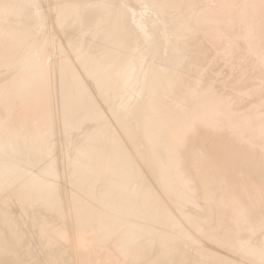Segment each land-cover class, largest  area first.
<instances>
[{"label":"bare ground","instance_id":"1","mask_svg":"<svg viewBox=\"0 0 264 264\" xmlns=\"http://www.w3.org/2000/svg\"><path fill=\"white\" fill-rule=\"evenodd\" d=\"M31 1L33 3L31 6L37 4L35 2V0H31ZM114 1L117 2V0H72V1L69 0L68 3L66 2L65 4H63V2H61L59 0V3L61 2L62 4L59 5V3L57 2L58 5H56L54 3L53 4L54 6H52L53 8H51V9L53 10V13L56 14V15L54 14L55 15L54 19H56L55 21L57 23L56 24L57 29L61 30V35L63 34V36L66 37V39H64V37L61 36L65 41L64 44H65L67 49L65 50V48H60L61 45L59 43H57L58 45H60L59 48L58 47L57 48L60 49L59 54L61 55V58L58 59V57H57V59H58L57 61H55L54 63L52 61H50V62H52V64L51 63L49 64L48 61L50 60V55H51V53H52V55L54 53L53 52L54 43H52L50 41V39H49L50 36L46 33V31L42 30V29H44L42 26H44V24L46 23V18L48 21V17L46 15V13L44 12V14H45V19H44V16H43L44 14L41 13L43 11L40 12L41 15L43 14L42 17L45 20V22L43 19H39V17L42 18L40 14H39L40 15L39 17L37 15L33 14V15L38 17V20L40 22H42V24L38 23L39 26L37 24H35L34 22H31V26H32V23H34L32 26L34 31L31 30L30 26H28V28L27 27L23 28V27H21V25L18 24V23H21V24L25 23L27 26V24L30 23V22L29 23L22 22L23 19H27V17L26 18L23 17L22 20H16L19 22L15 21L16 26L18 24L19 27H21V29H19V27H17L18 29L14 28L13 30H11L13 27H11V24H9V23H11V21H10V22H8L9 25L8 24L7 25L11 27V29H10L11 31L10 30H9L10 32L6 31L7 32L6 33L4 30H6V28L9 29V27L7 25H5L6 28L3 27L4 22L7 23L6 22L7 19H12L11 16H13V14L14 15H16V13L18 14L19 13L18 11H21V9H24L25 7L28 6L26 9H24V11L22 10L24 13L25 10H27L30 6L28 3V0H0V18H3L5 16L6 17L9 16L7 19L5 17L4 22H3L4 18L1 19V21H0L1 22L0 25L3 22V24H2L3 26L1 27L2 28L1 31L2 30L4 31V32L0 33V51H2L0 53V58L2 59V62L4 61V63H8V65L5 64V66H7L6 68H8V66L11 65L13 69H17L15 71H18V72H16L17 75H16V73L14 76L12 74V77H10L8 80L5 78L6 81L4 80V82H6V83L2 84L0 82L1 86H2V88L0 87V89H1L0 90V92H1L0 93V101H1L0 106L2 107L0 109L1 110L3 109L1 112L5 113L4 116H6V114L10 113L12 110H13V113H15L16 111L14 112V110L18 109V107H17L18 104H19L18 105L19 108H22L20 106H26V108H28L27 105H29V106L31 105V107H33V105L31 103H33V104L36 103L37 107L41 108L38 111L42 112V114H39V112H37V110H35L37 108L36 106L34 107V110L30 107L31 108L30 110L34 111V112H32L33 115L35 114V111H36L37 114H35V117L37 115L41 116V117L39 116L41 118L40 119L41 123L39 122V120H36V118L39 119V117H36L35 120L38 121L39 124L34 123L35 125L38 124L35 126V125H32V123H31L30 125H32V126L27 127L28 130L27 129L25 130L24 126H26L27 124L29 126V123L35 122V120L29 122L28 121L29 119H28L27 120L28 123H26L27 122L26 119L29 117L30 118L32 117V119H30V120H33V116H31L32 113L31 114L29 112L26 113L24 109H22L23 113L25 112L26 115L28 113L30 114V115H28L29 117L27 116V118L25 120H24V118L21 119V115L23 116L25 114H22V112H18V111H21V109L18 110L17 113H15L14 115H13V113H11L13 116H16V117H17L18 113L19 114L21 113L19 116V118L21 120H18V122L20 121V123H17V121H15V119H13V121H15V123H12V125L10 123H8L9 125L6 124L7 126H5L3 123H5V121L7 119L3 118V119H5V121L1 119L4 122H2L0 120L1 121L0 122V264H10L11 263L10 261L15 259L14 257H16V255H13L14 253H12V255L14 257H12L13 259H11L10 261H9L10 258L7 259L4 256L6 254L9 255L13 249H14L13 252L17 249H20L23 251V249H21V248L15 249V247L12 248V250H11L10 247H12L11 246L12 242L9 244L10 241H8L9 239L7 240V237L10 238V240L13 239V241H15L14 243L16 245L20 242L26 241L27 240L26 236L29 233V236H31V237L28 238L29 239L28 243L31 244L32 246H34V249H36V251H39L41 239L44 238L43 235H48L49 232L51 234H52V232L54 234L55 233H58V235L60 234V229H61L60 227L61 226L60 227L58 226L59 227L58 229L56 227L55 228L52 227V228H54V229H52L51 228V226H52L51 222H53V220H56V218H58L57 220L61 221V219H63V217H65V218L68 217L70 219L69 220L68 218H66L70 221V224H69V222H68V224H69V226H71V230L73 229L75 231V232L73 231L75 233V235H73V236H75V237L77 236V234L79 235V233L81 231H82V233H80V234L82 236L84 234V236H85L84 232L85 231L87 232L88 229L90 230V228H88V227L94 226V228H96V231L94 230L95 231L94 233L95 234L97 233V234L94 235V238L91 236L93 238V240L90 238L91 239L90 242L92 241V244L91 243L90 244L93 247L96 244H102V243L104 244V243H108L110 241L112 242V240H113V241H115V245H114L116 248L115 251L117 250L118 251L117 253H119L121 256H123L126 259L130 258V260H131L130 262H136L137 264H141V263L142 264H156V263L158 264V262H161L160 260L159 261L157 260L158 258H160V255L166 254V255H163L165 259L162 258L163 256H161L162 262L159 264H170V263H172V262H170L171 259L174 258V256H172V255L176 252H173V250H172L174 247L173 244L170 245L169 243L173 242L174 238L176 236L175 237L173 236L174 237L173 238L172 236H170V234H173V233H170L169 235H168V233H166L167 234L166 236L171 237L173 240L172 241L169 239L170 241H167L168 238L167 237H166V239L161 238L163 235L160 234V236H159V234H158V233H161L160 230L158 232V230L156 231L157 228L154 229L153 227H157V226L159 227L160 225H162L161 227L165 226V228L169 232L175 231V232H177L176 234H180L182 237V234H183L182 232H185V230L189 229L190 224L194 222V220L192 221V219H190L193 217L194 214L192 215V217H190L189 214L191 212L189 213V211H188L189 214H187L186 211L183 212L184 206H182L183 209L179 206H181L182 204L184 205V203H186V205H187V203L189 202L188 199L186 198V196L188 195V193H189L188 191L190 189L192 192H193V190H195V192H193V193H196V191L200 188L199 185L207 184V186H208V182L206 183L205 181H206V179H209V177L206 174L204 175L206 177V179L205 178L203 179L204 176H202V178H201V176H200L201 174L199 175L200 177H198L197 173H199V172H196V171L199 170V168L197 170L195 168L192 169L193 166L191 164L194 163L193 160L199 161V163H201L202 165L207 164L206 165L207 167L204 166L206 168H208V165L212 164V167L209 166L211 168L210 173L211 174L213 173L212 178L210 177L211 181L209 180L210 184L212 186V188L211 187L208 188L209 190H210V188L212 189L211 191H208L209 194H210V192L213 193L214 192L213 190L217 189L218 185H221V184H219L220 181H222V183H223V181L225 182V185L222 184L225 186L224 187L225 190L222 191V194L220 193L221 195L217 194L219 197H217V196H215V197H217L218 199L220 198L219 200L222 201V203L221 202L220 203L223 205L222 207L226 211L225 213L227 214V212H228L233 218V221H231V219H230V221L228 219V221L231 223L234 222L233 223L234 226L232 225V227L233 228L235 227L236 229H234V230L232 229V230L234 232L235 231L236 232L235 233L230 232V233H233L236 236V234H238L237 229L241 230L240 232H242L243 229H247V228L252 227L248 232L250 234L251 231L255 230V227H254V230H252V229H253V226H255L256 224L258 227L261 226V228L264 229V224H262L264 222L261 223V221H263L264 218L263 217L259 218L261 215L259 216V214L256 213L258 210H255L256 211L255 214H258L259 217H257V215H255L257 218L254 217L253 216L254 212L252 213V209H254L252 207L255 206L257 203H262L261 205L263 208H261L260 211H262V209L264 210V115H261V112L260 111L257 112V110H256V113L254 112V110H252V113L253 112L255 113L254 115L253 114L249 115L251 113H248V115H246V114H244L245 112L244 113L242 112L240 114V112L232 111L228 107V105H226L227 103L225 104V103L221 102L220 100H218L217 98H215L217 101H219L220 108H218V111H217L212 106V108L210 110H212L214 108V110L216 111V113H215L216 116L214 114H213V116H212V114H209V113H211L210 110L209 109L207 110V108H204V106H203V109H202L203 111H201L202 113L200 112V114H202V115L200 116V114H199V117H198V111H200V110L194 109L193 103H196L197 99H199V96H198L199 93L197 95V93L194 92L197 89L195 88V90H193L194 86L191 84H188V86H190V87L192 86L193 89L190 90V87H188L189 89H187V88L184 89V91L186 89L190 90V91L193 90L190 95H189V93L185 94L182 91V93L179 92V93H181L180 95H182L183 93L185 95L184 94L182 96L179 95L180 98H178L179 96L177 97L174 95L175 97L172 98L174 91H176L175 88L177 86H179V84L183 81V79H182V81L179 83V81L181 80L180 78H183V73H184V72L182 73V66L184 65V63L186 62V60L188 58L185 55H187V53H189V52L186 53V51L187 50L190 51L188 49V47H189V45L190 46L192 45L190 43H193V42L187 41L188 47L185 48L184 46H186L187 43H183L182 40L177 39V40H179V43L182 41V43L184 44V45L181 44L183 46L182 47L180 44L177 43L178 41L176 40V37H174V36H177L179 33H181L182 32L181 30H183V29L186 31L185 33L183 32L184 34H186L187 31H189L191 33L192 31H190V30H193L194 27H196V30H197L198 29L196 26L197 24L198 25H200V24L202 25L204 23L208 24V22L211 20L210 17L212 16L211 13L209 14L208 11L209 10L211 11L212 8H216V7H212L210 9V7H211L210 5L208 6V4H206L209 7L208 8V7H206V5L204 6L201 4V6H204L206 9L208 8V10H206L204 7H202L203 9H205V11H204V10H202V8L201 9L199 8L201 6L198 2L197 4H199V6H196V5L195 6L197 8H199V10L196 9V7L193 5L196 10L192 13L191 18L187 15L186 18L189 17V19L185 20L184 16H186L185 15L186 11H183V12H185L184 15H182L183 14L182 12H181L182 14L179 15V13H176V12L174 13V11H175L174 10L173 13H169V14L173 15V16L171 15L172 17L170 16V17L166 18V16H165V11L167 10V7L170 6L169 8H171V6H174V7H177L176 10H179L181 8V5H182L184 0H140L144 3V5L146 4L148 6L147 7L148 9L150 8L153 12L157 13V15L159 14V16H158L159 18H160V15H161V18L163 17L164 22L160 19L164 23L162 30L160 32H163V30H165V28H166V30H167L166 35H167L168 32L172 30L170 33H172L171 37H174V38H171L173 43L169 42L171 40L168 39V42L171 45L166 44L167 46L165 45L166 48L163 51V48H164V45L162 44L163 39H162L161 43L156 42V33H158V31H155V30H160V29L153 30L152 29L153 25L151 27V25L148 22V18H145V19H147L146 22L145 21L142 22L144 18H142L143 16L140 17V15H139V17H140V19L142 18V21H139V20L134 21V19L131 18L134 21L132 23L131 22L132 20L128 19V18H130V16H128V14L130 12L131 13L133 12V11H130L131 9L129 8L130 6H128L129 4L125 5V3L123 2L124 5H122L123 3L119 4V2H118V5H117L116 2H114ZM129 1H131V0H129ZM190 1H192V0H190ZM194 1H196V0H194ZM218 1L220 2V4H221V2H223L221 0H218ZM230 1L231 0H228V1H226L227 2L226 3L224 0L226 6L224 3H223L224 6L222 4L221 5L226 8L227 4H229ZM234 1H236V0H234ZM234 1H233L232 5H234ZM246 1H248V0H246ZM246 1H245V3H247ZM249 1H251V3H249V2L247 3V7L249 4V8L247 9L248 11L245 10L247 8L246 6L244 8L245 13H247V18L245 16H242V18L245 17L246 19L243 20V22L239 21L240 25H243L245 27V29H247L246 36L245 35L244 36H245L246 41L248 39V41H247L248 44H250L249 42L251 41L249 39H253L256 37V36L252 35L253 31L255 30L252 28H254L257 24H259L260 27L262 25L264 28V24L260 25L261 20H260V22L258 21L259 19L257 20V17H260L261 15H262L261 17H263L264 0H253V1L249 0ZM134 2H135V0H134ZM187 2L190 6L191 4L189 3V1H187ZM196 2L193 3V1H192V4H195ZM141 3L139 2L138 4H141ZM184 3H185V1H184ZM200 3H202V1ZM113 4H115V5L113 6ZM184 5H186V4H184ZM221 5H219V6L222 7ZM193 6L191 5L190 8L193 9ZM49 7H51V6H49ZM49 7L46 9L47 11H48ZM135 7L137 8L138 6H135ZM135 7H134V9H136ZM140 7L141 6L139 5V8ZM185 7L182 9H188L189 8V7L188 8L187 7L185 8ZM169 8H168V10H169ZM132 9H133V7H132ZM233 9H235V8H233ZM34 10H35V8H34ZM137 10H139V9H137ZM142 10L143 9H141V11ZM144 10H145V8H144ZM141 11L139 10L138 12L141 13ZM180 11L181 10H179L178 12H180ZM200 11H202L203 13ZM217 11H219V10H217ZM222 11L224 12V10H222ZM135 12H133V14ZM138 12L136 15H138ZM205 12H208V14H209V15H207L208 17L205 16L206 15ZM211 12H213V10ZM20 13H22V12H20ZM20 13L18 14V16L20 15ZM28 13H30V12H28ZM236 13H237L236 15H240V16L242 14H245V13L240 14L241 11H240V13L239 12H236ZM36 14H38V13H36ZM144 14H145V12L142 15H144ZM166 14H167V16H169L168 13H166ZM174 14L176 16H174ZM186 14H191V11H190V13H186ZM225 14H227V13H225ZM48 15H51V13ZM215 15H217V14H215ZM182 16L184 17V23L182 22L183 21ZM131 17H133V16H131ZM215 17L217 19L220 16H214V18ZM223 17H225V16H223ZM237 17L239 19V16H237ZM16 18H18V17H16ZM30 18H29V20H30ZM220 18L222 19V17H220ZM35 19L36 18H34L33 21H35ZM216 19H214L213 22L216 21V24L219 27V25L222 23H220L218 21V19L217 20ZM230 19H231V17L224 19V21H226V22H223V20H222L223 25H224V23H227V21H230L231 23L228 22V23H230L229 26H231L232 22H233V26H234V23H236L238 20V19H234V20H236V22H234V20L231 21ZM49 20H51V19H49ZM212 20H213V18H212ZM36 22H37V20H36ZM43 22H44V24H43ZM48 22H50V21H48ZM51 22H52V20H51ZM153 22H154V20H153ZM217 22H219V25ZM53 23H51L50 26H52ZM210 23L212 24L209 26V28L211 30L214 23H212V21H210L209 24ZM263 23H264V21H263ZM40 24L42 25L41 27H40ZM157 24H158V22H157ZM13 25H14V23H13ZM23 25L24 24H22V26ZM54 25H55V23H54ZM208 25H205V26L208 27ZM156 26L157 25H155V27ZM180 26L183 29H180V32L176 33V30ZM205 26H202V27L205 28ZM229 26H226V28L229 29ZM55 27L56 26H54V30H55ZM158 27L160 28L161 26H158ZM260 27H259V29L261 30L262 28H260ZM230 28H233V27L231 26ZM89 29H92L93 31L91 30L92 32H90ZM168 29H170V30L168 31ZM196 30L194 32H192V34L193 33L197 34V31H198V34L200 32H202V31L199 32V30H197V31ZM213 30H215V28ZM213 30H211V31H213ZM241 30H243V29H241ZM48 31H50V30H48ZM173 31H174V36H172ZM178 31H179V29H178ZM208 31H209V29L205 33H207ZM87 32L90 35H87ZM190 33L189 34L187 33L186 35H182V33H181V36H184V37L188 36L190 38L192 36V38H193L194 35H191ZM256 33H258V32H256ZM59 34H57V35L59 36ZM175 34H177V35H175ZM217 35H221V33L220 34L218 33ZM222 35H224V34L222 33ZM87 36H91V37H87ZM181 36H179V37L177 36V37L180 38ZM227 36L228 35H226V37ZM195 37L196 36H194V38ZM217 37L215 39H217ZM7 38L9 39L10 43L9 42L6 43L8 41V40H6ZM55 38H56V36H55ZM168 38H170V37H168ZM185 38H187V37H185ZM185 38H184V42H185V40L188 39V38L187 39H185ZM190 38H189V40H190ZM197 38H196V40L198 41ZM204 38H205V36H204ZM212 38H214V37H212ZM224 38H225V35H224ZM209 39H211V38H209ZM139 40H141L143 43H148V45H145V46L142 45V47H140L141 48V51L139 50L140 53H138L136 51L138 49L139 43H141V42H138ZM158 40H161V39H158ZM228 40H229V38H228ZM254 40L255 39L252 40V43ZM59 41L61 42V40H59ZM191 41H194V40L191 39ZM214 41H216V40H214ZM257 41H258V39H257ZM236 42H237V40H236ZM152 43H156V44L153 45ZM194 43H196V41H194ZM198 43H200V42H197L196 44L198 45ZM256 43H260V41L256 42ZM136 44L138 45V46H136L137 48H135ZM150 44H152L150 46L151 47L150 53H149V50H146V52L142 51L143 49L145 50V47L146 46L148 47ZM220 44H222V43H220ZM223 44H225V42ZM251 45H252L251 47L253 49L254 45L253 44H251ZM258 45H261V44H258ZM65 46H63V47H65ZM235 46H239V45H235ZM256 46L254 47V49L257 50V52L259 51L261 56H262V52H264L263 51L264 46L262 47L263 49H261L262 52H261V50L256 49ZM47 47L50 48L49 51H47ZM198 47H199V45H198ZM198 47L192 46V48H198ZM54 48H55V46H54ZM167 48H169L170 51L168 50V53H170V54H168L166 56L164 53V55H165V57H164L162 52H165V50ZM182 48L187 49V50L184 51ZM200 48H201V46H200ZM202 48H204V46ZM231 48L228 47L225 49H231ZM257 48H259V47H257ZM190 49H191V47H190ZM33 50H34L33 54L29 56L28 52L30 53ZM212 50H213V48H212ZM247 50H249V49H247ZM255 50H253V52ZM67 51H69V52H67ZM182 51H184V53H186V54H183ZM191 52H192V50H191ZM66 53H69V54L71 53L72 55L73 54L75 55L74 57L72 55L71 56L73 57L74 60H76L75 64L78 65L80 70H78L74 66V64L72 65L73 61L71 62V60H73V59L71 57H70L71 58L70 59L69 55H67ZM135 53H138V54H135ZM243 53H244V51H243ZM194 54H196V53H194ZM233 54H235V53H233ZM147 55H150L152 57V58H150V59H152V63L149 64V62L148 63L146 62L150 66V67H148L149 69L146 70L145 68H143V66H146V64L143 65V63H145L144 60H145ZM226 55L228 56V54H226ZM258 55H259V53H258ZM150 56H147V57L149 58ZM205 56H207V55H205ZM216 56H217V54H216ZM220 56H224V55H220ZM244 56H245V54H244ZM256 56H257V54L255 55V53H254V57H256ZM192 57H193V53H192ZM262 57L264 60V55ZM196 58H197V56H196ZM243 58H245V57H243ZM249 58H251V57H249ZM257 58H258V56H257ZM202 59H203V57H202ZM189 60H192V59L189 58L188 61ZM195 60H198V58L194 59V61ZM261 60H260V62H261ZM2 62L0 61V63H2ZM189 62H191V61H189ZM195 62H197V61H195ZM211 62L212 61H210V63ZM4 63H2V64H4ZM9 63H11V64H9ZM195 66H197V64H195ZM14 67H16V68H14ZM183 68H185V67H183ZM203 70L205 71V69H203ZM195 71H197V70H195ZM239 72H242V71H239ZM197 75H199V74H197ZM201 78H198V79H201ZM261 78H264V77H262V75H261ZM258 80H259V78H258ZM259 81H261V79ZM2 82H3V80H2ZM117 82H118V84H117ZM187 82L189 83V81H187ZM193 82H190V83H193ZM195 82H197V81H195ZM199 83H200V81H199ZM199 83L198 84L196 83V85H199V86L198 87L195 86V87H197L200 91V88H199L200 84ZM262 83H264V82H262ZM205 86H207V84ZM185 87H187V85ZM201 87H202V85H201ZM210 87L212 88V86H210ZM262 87L264 88L263 85H262ZM177 88L182 90V88L180 86ZM111 90L114 91V96L116 95L117 97H119L121 102H122V103H120L118 101L120 103V105H119V103L116 101L118 103V106H119L117 108H115V106L112 105V103H114V102L111 103V99L112 100L114 99V98H111L109 95L110 93L108 91H111ZM181 90H179V91H181ZM229 90H231V89H229ZM209 93H210V91H209ZM144 94H146L147 97L144 96V98H142L140 100V98ZM204 95L205 94H203V96L200 95V97L202 96V98H203ZM209 95H211V94H209ZM244 95H246V94H244ZM206 97H208V96H206ZM135 99L137 101H135ZM225 100H226V98H225ZM241 100L243 101L244 99H241ZM263 103L261 101V105ZM14 105H16V106H14ZM188 105L192 106L194 111H195V112L194 111L193 112L196 113L193 116L194 117L193 121L203 120L204 122L209 121V123H215V124H217L219 122H221V124L226 123L228 126L231 127V129L233 128L237 132L238 135H235V136H238V139H236V140L239 141V138L241 139L240 141H242V140L247 141L248 139H250V141L249 140L248 141H249V144H251L250 146H252L251 149H250V147L249 148L247 147L248 149H242V147L240 148L239 146L233 145L231 143L230 144L225 143L226 141L223 142V141H220L219 139H215L218 137H212L213 139L209 138V136L206 137V135L202 131H200L201 130L200 128H199L200 129L199 131L202 132L203 134H198V133H196V134L194 133L195 135L193 133L190 134L189 132H191V131H188V130H190V129L192 130L193 126L190 123L189 126H192V127H190V128L188 127L187 124H189L190 119L187 120L186 116H187V114H188V116H190L189 112H191L192 108L189 107ZM206 105L207 104H205V106ZM12 106L17 107V108L11 109ZM195 106H197V105H195ZM200 107H201V105H200ZM54 108H56L58 111H56V109H54ZM10 109H11V111H10ZM133 109H134L133 113L135 115L134 116L130 115L133 118L132 117H129V118H130V121H132L131 119H134L133 121L136 120V122H133L134 124L137 123L135 125H133V123L130 121H126V119L129 120L128 117L126 116V114L128 115L131 111H133ZM205 109L209 112L205 113L206 112ZM53 110L56 112L55 114L53 113L54 112ZM7 111H10V112H7ZM26 111H28V110L26 109ZM101 111L102 112L104 111L105 114L108 113V115L111 116L112 119L116 122V124H114V125H116L117 126L116 128H118L117 132H114L116 130L113 131V129H111L112 132L115 133V134L113 133L114 135L112 133H111L112 135H109L111 130L109 131L108 130L109 128L106 129V126L108 125L106 120L101 121V119H104V118L107 119L105 114H101ZM249 112H251V111H249ZM122 114L126 116V119L122 118V116H123ZM130 114H132V113H130ZM192 114L193 113L191 112V116H192ZM8 115L6 116V118L12 117L10 114H8ZM209 116H211V117H209ZM1 117L2 116H0V118ZM16 117H14V118H16ZM102 117H104V118H102ZM19 118L17 117V119H19ZM22 120H24V121H22ZM185 120H186V123L184 122ZM103 121H104V123H106L105 124L106 126L103 125L104 124V123H102ZM187 121H188V123H187ZM191 121L192 120H190V122ZM203 121H202V123H204ZM8 122H12V119H9ZM22 122H25L26 124L24 125V123H22ZM109 122H110V120H109ZM115 122H113V123H115ZM202 123H201V125H202ZM209 123H207V124H209ZM40 124L41 125L43 124L42 125L43 129L40 127H37ZM131 124L135 127L137 126V128L139 130L138 134H140L141 140L143 139L142 141L144 142V144L146 146L145 148L148 149V151H145V149L143 147L142 148L144 150L142 148H141V150H139L140 148L137 149L136 146L135 147L133 146V144H135L136 141L131 139V137H132V134L135 135L137 131H133L134 127L132 128ZM215 124H213V126ZM2 125H4V127H2ZM198 126H199V123H198ZM205 126H206V124L204 125V127ZM209 126L211 128V124ZM209 126H208V128H209ZM221 126H224V125L222 124ZM110 127L114 128L112 125ZM186 127L189 129H187ZM215 128H216V126H215ZM215 128L213 127V129H215ZM76 129H79V135H80V133L83 135V131H84V135L81 139H80V136L78 135L79 140L77 139V136H75L78 132L76 131L77 133L74 134V131ZM193 129L195 130V126L193 127ZM217 129H219V128L217 127ZM135 130H137V129L135 128ZM211 130H212V128H211ZM24 131H26V132H24ZM195 131H197V130H195ZM221 131H222V127L220 129V132ZM229 131H230V129H229ZM55 134L59 135V136L61 135L60 137H62V140H61L62 144H59L60 146H58L56 149H54L55 148L54 147L55 142L53 140V136H55ZM136 136H138V135H136ZM140 136H139V138H140ZM217 136H219V135H217ZM58 137H57V140H58ZM126 137L130 139V140H128L129 143H127V144H125L127 141L124 140V139H127ZM231 137H232V135H231ZM54 139L56 140V136ZM71 139H73V141L75 139L77 141V142H75L77 145L72 141L76 145L75 147H73V145H72L73 143H72L71 144V146L73 147V149H72V147L69 145V142H68L69 147H71V149H72V151H71L72 153L68 159L70 161L71 157L72 158L74 157V160H71V162L72 161L73 162L72 163L69 162L70 163L69 164L67 162L68 159H66L65 163H68V164H66L64 169L62 171H60L57 169V167H58L59 162L64 161V159H63L64 155H63V153H58V152L65 151V153H66L67 148H66V150L63 149V151L62 150L58 151V150H59V148L63 147L65 144H67V141H69ZM134 139H135V136H134ZM221 139H223V138H221ZM122 140H124L123 142H125V141L126 142L123 143ZM231 140H232V138H231ZM132 141H134L135 143ZM238 141H237V143H238ZM137 144H139L138 141H137ZM140 144H141V142H140ZM238 145H240V143ZM241 145H243V143H241ZM141 146H142V144H141ZM65 147H68V146H65ZM254 147H255V149H252ZM69 153L65 154V156L66 155L69 156L68 155ZM261 155H263V157ZM43 158H47L45 160H48V162H49L48 167L45 170V173L50 176L49 180H50V178H52L54 180H58V179L62 178L68 182L67 185H65V188H62V187L60 189L56 188L58 184H56L55 181H53V182H55L56 187L53 186L54 183L51 184L49 182L50 183L49 184L48 180L46 179V178H48V176L45 175V173L43 175H45L44 177H45V180H47V181L37 178L38 176L34 175V173H32L33 171L31 169L30 170L32 171L31 172L32 174L28 170H27L28 173L26 172L24 167L37 166ZM45 160L43 159V161H45ZM43 161H41V162H43ZM191 162H193V163H191ZM46 163L47 162H45V164ZM62 163L64 164V162H62ZM195 163L193 164L194 166L198 162L196 164ZM201 164H200V167L202 168L203 166H201ZM61 166H59V167L61 168ZM28 168L29 167H27V169ZM38 168H37V170H38ZM41 168L42 167L40 166V169ZM142 169H143V171H145L144 169L147 170L146 177L144 175L145 172L143 173V171H141ZM192 170H193V172L194 171L196 172L197 177L195 176L196 175L195 173H194L195 175L193 174ZM209 170L210 169H208V170L206 169L205 172L207 173V172H209ZM239 170L244 172L243 174L247 175V178H246L247 181L244 183L240 182L241 181L240 179H239L240 181H238V179H237L238 174L240 173ZM140 171L143 173V176H142L143 178L141 177L142 173L139 176ZM43 172L44 171H42V172L38 171V174L41 173L40 175L43 176L42 175ZM202 172L205 173L204 170ZM203 173H202V175H203ZM210 173H209V175L211 176ZM35 176H37V177H35ZM54 177H56L57 179ZM244 181H245V179H244ZM191 182H192V185H194V182L199 183V185L197 183V186H199L197 190L195 189L197 186H194V187L192 186L190 188L189 185H191L190 184ZM133 183H135V184H133ZM138 183H139V186L137 187ZM68 184H70V187L72 186L74 191L71 188L70 189L67 188ZM247 184H249V186H247ZM133 185H136L135 187L137 189L133 188ZM59 186L60 185H58V187ZM154 186H157V187L154 188ZM220 187L222 189H224L222 186H220ZM192 188H193V190H192ZM203 188H205V185H204V187L201 186V189H203ZM206 189L207 188H205V191L202 190V191H204L203 193H205L208 190V189L207 190ZM77 192L81 195H78ZM192 192H190V193L192 194ZM200 192L201 191H199V194H200ZM214 193L216 195V190ZM191 194H190V196H192V198H194L193 195H191ZM205 194L208 195V193H205ZM195 195H197V194H195ZM202 195L204 196V194H202ZM198 197H199V195H197V197L195 196V198H197V199H194V201L198 200ZM192 198H190V199H192ZM211 198H214V197L211 196ZM202 199H203V201H205L206 197L204 200V197L202 198L200 196L199 200H202ZM214 200H216V199H214ZM214 200L212 199V201H214ZM209 201L210 200H208V203H209ZM212 201H210V202H212ZM13 202H14V204L15 203L21 204V205H23L29 209L27 212L23 210L24 212H26V214L22 211L23 215L25 214L26 219H23L24 217H22L23 220L20 219V221H18L16 218H14L12 213L9 211V210H11L9 208H11V205L13 204ZM205 202L207 203V201H205ZM169 203H171L174 207H176L178 204L177 208H174V211L176 212V210H177V212H176L177 215L178 214L181 215L180 217H182L183 219H178L179 215H178V218H176V216H175L176 214H175V212L173 213L172 207H169ZM190 203H191V205L194 204L191 201H190ZM190 203H188V204L190 205ZM198 203L199 202H197L195 204H198ZM204 203H203V206H201V208L204 207ZM215 203L216 202L209 203V207H207V206H205V207H207L209 209V208H211L210 204H212L214 206ZM220 203L218 202L217 206L215 205L214 208L217 209L216 207H218ZM14 204H13V206H15ZM250 205L252 206L251 207L252 209H250ZM23 206H21V207H23ZM35 206H36V209L31 210L32 207H35ZM197 206H198V209L200 211V209H201V208H199L200 203ZM197 206H196V208H197ZM257 206H255V209ZM180 208H181V211H180ZM189 208H192V206ZM196 208L194 207V210ZM204 208H203V210H205ZM19 209H21V208H19ZM208 209H207V211H208ZM219 209H220V206H219ZM219 209H217L218 212H219ZM194 210L192 209V211H194ZM203 210L201 209L202 212H203ZM207 211H204V213L206 214ZM22 212L20 211V213H22ZM235 212H237V213H235ZM245 212L246 213L248 212V214H245ZM204 213H200L199 217H201L202 216L201 214H204ZM208 213L209 212H207V214ZM210 213H212V212H210ZM210 213H209V218L207 216H205L208 219H206V218H204V219L209 221V219H211V216L215 212L212 215ZM259 213H261V212H259ZM263 213H264V211L261 213L262 216H264ZM217 214H219V213H217ZM222 216L224 217V214H222ZM59 217H62V218L59 219ZM217 218L218 217H216L215 220ZM196 219L197 218L195 217V221H196ZM198 219H197V221H198ZM219 219H220V215H219V218L217 220H219ZM177 220L178 221L180 220V222L183 220H186L189 228H186L184 230L182 227L183 226L182 224L185 223L184 224V228H185L187 226L186 222H182V224H181L180 222L178 223ZM206 220H204V223L201 220H200V222L207 225L209 223H205ZM211 220L209 222H213L214 218ZM208 221H206V222H208ZM197 223H193V224H191V226L193 225V227H195L194 224L197 225V228L196 227L195 228L198 230L197 232L200 233L202 231L200 229L201 228L200 226H203V225H201L202 224L201 223L199 226ZM219 223H221V221ZM53 224H55V223H53ZM60 225H62V224H60ZM206 225H205V228H207ZM212 225L214 226V224H212ZM55 226H57V225H55ZM207 226H209V225H207ZM198 227H200V228H198ZM165 228H162V229H165ZM218 228H219V226H218ZM227 228H229V227L227 226ZM67 229H68V227H67ZM67 229H65V230H67ZM91 229H93V228H91ZM202 229H204V228H202ZM263 229L261 230L259 228V230H261V231H263ZM22 230L25 232L24 236L25 235L26 236L24 237L25 238L24 240L20 241L17 239L18 238L22 239L21 238V234H23ZM69 230H70V228H69ZM83 230H85V231L83 232ZM181 230H182V232L180 233ZM191 230L195 231L194 228H191ZM209 230L213 231L211 229H209ZM239 230H238V232H239ZM61 231H63V230H61ZM90 231H92V230H90ZM216 231L219 232V229L218 230L216 229ZM229 231H231V230H228V231L226 230V232L224 231L223 233L228 234ZM63 232H65V231H63ZM63 232H61V233L63 235H65V233H63ZM206 232H208V230ZM215 232H214V234H216ZM257 232H258V230L256 231V234H257ZM195 233H196V231H195ZM248 233L245 232L244 234H248ZM252 233H254V232H251V235H253ZM51 234H49V235H51ZM89 234H87V235H89ZM186 234L188 235V233H186ZM200 234H203V233H200ZM200 234L196 233V235H198L199 237L201 236ZM205 234L207 235V233H204L203 237H206V238H209L207 236L211 235L209 232H208L209 235L205 236ZM19 235H20V237H19ZM58 235L55 234L53 236H58ZM187 235H186L187 239L189 237H191L190 234H189V236H187ZM217 235L219 236V234H216V236ZM228 235H231V234H228ZM251 235H250V237H251ZM254 235H255V233H254ZM4 236L6 238L5 240L8 241L7 246L9 244L10 247H6L4 245L6 243V241L4 240ZM48 236L47 237L45 236V240H46V238H49ZM82 236H80V237H82ZM192 236H194V235H192ZM198 236H195V238H197ZM238 236H239V234L234 238H237ZM240 236H241V234H240ZM248 236H246V237H248ZM75 237H74V239H75ZM215 237L212 236V238H215ZM223 237L224 236L219 237L220 241H222ZM226 237L228 238V236H226ZM246 237L244 239H246ZM54 238H57V237H54ZM178 238H180V237L178 236ZM212 238L210 237L208 240L210 241V239H211L212 244H213L214 240H212ZM234 238H232V239L234 240ZM239 238H237V239H239ZM74 239L73 240L70 239L72 241H70L66 245V248H63V250H60L62 247L55 249L56 248L55 244L51 245L52 247L54 246L55 248L53 247L54 249L51 250L52 252H50V255L47 254L45 256V254H43L44 257H46V259H44L43 264H86V263H88L87 261L85 263V261L81 260L83 258L80 259V257H77V256L74 257V253H76L75 251H77L76 250L77 249L76 243L79 244ZM183 239L184 238H181V240L178 239L179 240L178 241L176 238V240L178 241V244L181 241H183ZM191 239H192V237L189 240L191 241ZM198 239H200V238H198ZM226 239H225V241H226ZM228 239L230 240L229 243L233 241L230 238H228ZM228 239H227V241H228ZM79 240H80V238H79ZM189 240H187L188 241L187 242L184 239V241H186L187 243L190 242ZM215 240H216V243L215 242L214 243L217 244L219 239L217 240V237H216ZM242 240H243V237H242ZM51 241H49V242H51ZM58 241H59V239H58ZM184 241L182 243V247H183V244H185ZM192 241H193V239H192ZM192 241L190 242L191 244L194 241H197V239L194 240L193 242ZM220 241L218 243H221ZM258 241H261V239ZM81 242H82V240H81ZM84 242H86V240H84ZM88 242H87V244H88ZM176 242L174 244H176ZM242 242L241 243L243 245L240 243L239 246H241V245L244 246L247 244V243L245 244L244 240ZM246 242H248V244L250 243L248 240H246ZM255 242H257V241H255ZM28 243L26 241V242H23L22 244L23 245L25 244L27 246ZM195 243L192 244V245H194V247L197 245V243H200V242H195ZM237 243L238 242H236V244ZM262 243H264V242H262ZM22 244H18V245H22ZM42 244L43 243H41V245ZM45 244L43 246L46 247L47 244L46 245ZM62 244H63V242H62ZM82 244L83 243L78 245V248H80L79 246H81ZM112 244H114V243H112ZM236 244H235V246H237L239 243L237 245ZM248 244L243 248L241 246V248L243 249V251H242V249L239 247H238L239 249L238 248L236 249L235 247L231 246L232 243H230L228 246L223 243V245H225V247L227 246L226 248H228L229 251H230L229 246L232 247L233 250H234V248L237 251L238 250L240 251V249H241L242 253H240L241 251L240 252L238 251L240 253V257L243 253H245V255H247L246 253H248V252H250V254H255L254 256H256V257L258 256L257 258H260L261 262L263 264V262H264L263 256L264 255L259 256L261 250L254 245L257 248V250H259V254H258V251H256V253H257V255H256V253H253V252H255V250L253 249L255 247L251 245L252 248H250V246L248 248ZM176 245H175V247H176ZM233 245H234V243H233ZM13 246H14V244H13ZM48 246L51 247L49 244H48ZM185 246H187V245H185ZM217 246L221 247L222 245L219 244ZM93 247H91V248H93ZM177 247H179V245ZM187 247H189V246H187ZM197 247H199V245ZM222 247H224V246H222ZM5 248L10 249L9 252H7L8 250L6 251ZM28 248L24 249V250H27V252L24 251L26 253V255H30L31 251H32L31 249H29L30 253L27 254L29 251ZM192 248H193V246H192ZM192 248H190V250ZM244 248H248L249 250H254V251L251 252L248 250V252H247V249L244 250ZM44 249H46V248H44ZM180 249L178 250V248L177 249L175 248L174 251L175 250L180 251ZM198 249H200V247ZM20 250H18V253L16 251V253L19 254V256H17V258L20 256H23L21 253H19ZM42 250H43V248L39 252H43ZM96 250H97V248H96ZM171 250H172L173 254L168 253ZM183 250H184V253H183V257H184V255L186 254L185 253L186 249H183ZM183 250H181V252ZM233 250H231V252ZM3 251H6V254H3ZM82 251L85 252L84 250H82ZM244 251H246V252H244ZM33 252L39 254V252H35V251H33ZM46 252H47V250H46ZM181 252H180V254L182 255ZM201 252L204 254L203 250ZM233 252L235 253V251H233ZM25 253H23V254L25 255ZM178 253H177V258H183L182 256L179 257L180 254H178ZM202 253L199 255L202 256ZM209 253H211V252H209ZM219 253H220V251H219ZM234 253H233V255H234ZM262 253H264V252H262ZM262 253H261V255H262ZM40 254H39V257H40ZM105 254H107V253L105 252ZM227 254H229V253H227ZM250 254L248 253V257L250 256ZM26 255L24 256V258L26 257L25 259H27ZM43 255H41V257ZM97 255H99V254H97ZM97 255H95V256L97 257ZM168 255L169 256L171 255L172 258L167 257ZM188 255H190V254H188ZM204 255H206V254H204ZM212 255L213 254H211V255L208 254L209 257ZM88 256L94 257L93 252H90L88 254ZM109 256H110V254H109ZM175 256H176V254H175ZM186 256L187 255H185V257ZM194 256L197 257L195 254H194ZM217 256H218V254H216V256H214V258L217 259V258H219L220 255L218 257ZM229 256H231V255H229ZM44 257H42V259ZM185 257L183 259H187V257L186 258ZM188 257L190 258V256H188ZM195 257H194V259H196ZM206 257L202 256L201 258H204L205 261H208ZM245 257H247V256H245ZM29 258H31V257H29ZM88 258L86 257V259H88ZM91 258H89V260L95 259V258H92V259ZM167 258L169 259V261H167ZM189 258L187 261L186 260L185 261L188 262ZM214 258H212L213 260H210V261H215ZM220 258L223 259L224 257H220ZM227 258H225L223 261L221 260L222 262H220V263L221 264H236L235 261L234 262L229 261V258L228 259ZM251 258H252V255H251ZM251 258L249 260H251ZM254 258H252V259H254ZM97 259H95V261ZM99 259H100V257H99ZM117 259H118V257H117ZM18 260H19V258H18ZM22 260H23V257H22ZM33 260H36V259H33ZM33 260L31 261V259H29L27 261L33 262ZM106 260H107V258H106ZM123 260H125V259H123ZM198 260H200V259H197V261ZM201 260H203V259H201ZM172 261H175V259ZM205 261L203 263H205ZM243 261H245V259ZM24 262H25V260H24ZM104 262H106V264L110 263L109 259H108V263H107V261H104ZM177 262H179V261H177ZM177 262H175V263L177 264ZM183 262H184V260H182V263ZM189 262H192V259ZM194 262H192V263L194 264ZM198 262H197V264H202V262L201 263H198ZM254 262L259 263L260 261H258V260L256 261V258H255ZM96 263H97V261H96ZM180 263H181V261H180ZM207 263H209V262H207ZM214 263L216 264V261ZM214 263H211V264H214ZM248 263H250V262L248 261ZM15 264H17V263H15ZM173 264H174V262H173ZM188 264H191V263H188Z\"/></svg>","mask_w":264,"mask_h":264},{"label":"rangeland","instance_id":"2","mask_svg":"<svg viewBox=\"0 0 264 264\" xmlns=\"http://www.w3.org/2000/svg\"><path fill=\"white\" fill-rule=\"evenodd\" d=\"M60 1L63 2V4H65L66 2H67V3L69 2V0H68V1H67V0H60ZM70 1H72V0H70ZM132 1L134 2V0H131V1H129V0H123V1H122V0H121V1H120V0H117V2H116V1H114V2H116L117 5H118V2H119V4H122L123 2L125 3V5H128V4H129L128 6H130V7H129V8L131 9L130 11H133V12L136 11L134 14H133V12L131 13V12L129 11V12H130V13H129L130 15L128 14V16H130V18H128V19H129V20H132V21H131L132 23H133L135 20L142 21V18H144L142 22H144V21L146 22L147 19H145V18H148V22H149V24L151 25V27H152V25H153V27H152L153 30H155V29H160V30H155V31H158V33H156V42H157V43H161V42H162V39H163V42H162V44L164 45L163 51H164V49L166 48V46H167L168 44H170L169 42L173 43L172 40H171V38H174V37H176V40H177V39L182 40L183 43H187V41H188V42H193V43H190V44H192V45H191V46L189 45V47H188V43L186 44V46H184L185 48L188 47V49H189L190 51H188L187 49L182 48L184 51L187 50L186 53L189 52V53H187V55H185V56H187L188 58H187L186 62L184 63V65L182 66V73H183V72H184V73H183V78H180L181 80L179 81V83H180V82L182 81V79H183V81L179 84V86L182 88V90H181V89H178L177 87H179V86H177V87L175 88L176 91H174V94L172 93V94H173L172 98L175 97V96L178 97V96L182 93V91H183L185 94H186V93H189V95H190L191 92H192L193 90H195V88H196L197 90H195L194 92H196L197 95H198V93H199V95H198V96H199V99H197L196 103H193V107H194V109H196V110H198V109L200 110V111H198V117H199L200 112L203 111V110H202V109H203V106H204V108H207V110H208V109L210 110V109L212 108V106H213V107L215 108V110L218 111V108H220V104H219V101H217L215 98H217L218 100H220L221 102H223V103H225V104L227 103L226 105H228V107H229L232 111L240 112V114H241L242 112H243V113L245 112L244 114H246V115H248V113H251V114H249V115H252V114L254 115V114L256 113V110H257V112H259V111L261 112V115H264V114H263V113H264V105H263V104H264V103H263V102H264V88L262 87V85L264 86V83H262V82H264V80H263L264 78H261V75H262V77H264V73H263V72H264V60H263V57H262V56L264 55V52H262V50H261V49H263L262 47L264 46V43H263V42H264V36H263V35H264V31H263L264 28H263V26L261 25V24H264V23H263V21H264V14H263V17H261L262 15H261L260 17H257V20L259 19V20H258L259 22H260V20H261V23H260L261 27L259 26V24H257L254 28H252V29H255L256 31H255V30L253 31V30L251 29V30L253 31V34H252V35H253V36H256L255 38H253V39L256 40V41L254 40L255 42L253 41V43H252V40H253V39H249V40H251V41L249 42L250 44L247 43L248 39H247V41H246V39H245L247 29H245V27H244L243 25H240V23H239V21H240V22H243V20H245V19L247 18V13H245L244 8H245V6L247 7V3H248V2L251 3V1H249V0H248V1H246V0H236V1L231 0V1L229 2V4H227V7L225 8V7H223V6H224L223 3L225 4V2L228 1V0H225V2H224V0H221V1H223V2H221V4H222L223 6L220 4V2H219L218 0H211V1H210V0H200V1H199V0H196L197 2L194 1V0H192L193 3L196 2L195 4H192V1L187 0V1H189V3H190L192 6H193V5H194V6H195V5H196V6H199V4H200V6H201V4L205 6L206 4H208V6H209V5L211 6L210 9H211L212 7H216V8H212V10H213L214 13L211 12L212 10H211V11H210V10L208 11L209 14L211 13V15L213 16V17H212V16L210 15V16H211V17H210V19H211L210 21H212V23H214V24H213V27L211 26V27H212L211 30H213L214 28H215V30H213V31L210 30L209 26L212 25L211 23L209 24L210 21L208 22L209 25H208V24H205V23L202 24V25H201V24H200V25L197 24V25H196L197 28H198L197 30H199V32H200V31H202V32H200V33L198 34V31L196 30V27H194L195 29L193 28V30H190V31L194 32V31L196 30V31H197V34H196V33H195V34H194V33L192 34V32L190 33L189 31H187V33H188V34L190 33L191 35H194V36H196V37L194 38V36H193V38H192L191 35H190L191 38L188 37V36H185V37L188 38V39H187V38H185L184 36H181V33H182V35H186L187 33L184 34L186 31L180 26V27L178 28L179 31H178V29H177V30H176V33H177V32L179 33V32H180V29H183V30H181L182 32L179 33L178 35H177V34H175V35H177L178 37L181 36L182 38L184 37L185 39H187V40H185V42H184V38L182 39V38L180 37V38H181V39H180V38H178L177 36H174V31H173V35H172V36H174V37H171V34H172V33H170V32H171L172 30L169 31L170 29H168L169 32H168L167 35H166V33H167L166 28H165V30H163V32L165 31L164 33H163V32H160V31L162 30V27H163V24H164V23H163V22H164L163 17L161 18V15H160V18H159V17H158L159 14L157 15V13L153 12L150 8H149V9H150V10H149V9L147 8L148 6H147L146 4L144 5V3H143L142 1H140V0H135V2H134L135 4H134ZM184 1H185V3H184ZM184 1H183V3L186 4V5H184V4L182 3L181 8L179 9V10H181L180 12H178L179 10H176L177 7H174V6H171V8H169L170 6L167 7V10L165 11V16H166V18H167V17H170L172 14H169V13H173L174 10H175L174 13H175V12H176V13H179V15H181L182 13H183L182 15H184L185 12H183V11H186V13H190V11H191V14H186V13H185L186 16H184V17H185V20H187V19H189V17L191 18L192 13H193L196 9L199 10V8L201 9L202 7H204V6H201V7L197 8V7L195 6V7H196V9H195V7L193 6V9H191V8H190L191 5L189 6V4H188V2H187L186 0H184ZM201 1H202V3H200ZM203 1H204V2H203ZM233 1H234V5H232V4H233ZM237 1H238V2H237ZM245 1H246L247 3H245ZM252 1H253V0H252ZM35 2H36L37 4L34 3L35 5L31 6L33 3H32L31 0H28L29 6H30L31 8L29 7V8H28L29 10H28V9H27L28 11L25 10L24 13H23L24 9H26L28 6L25 7L24 9H21V11H18L19 13L22 12V13H20V15H19L20 17L18 16L19 13H18V14L16 13V15L13 14V16L10 15L12 19H7L9 16H7V17L5 16L6 19H7V21H6L7 23L4 22L5 17H3L4 19H3V18H0V21H1V19H3V22H4V24H3V22H2V24H3L4 26H3L2 24L0 25V33L4 32V31H5V32H6V31L10 32V31L13 30L14 28L16 29L17 27H19V25H21V27H23V28H26V27L28 28V26H30V27H31V30L34 31V29H33V27H32L33 24L35 23V24H37L38 26H39L38 23H41V24H42V22H40V21L38 20V17L41 15V13L44 14V12H45L46 15H47V17H48V21H50V22H48V21H47V18H46V23L44 24V22H45V20H44V19H45V14H44V15L42 14V15L44 16V19H43L42 15H41L42 18L39 17V19H43V20H44V22H43L44 26H42V25L40 24V27L42 26V27L44 28V29H42V28H41V29H42L43 31H46V33L50 36V37H49L50 41H51L52 43H54V45H53V52H54V53H53V55H52V53H51V55H50V60L48 61L49 64H50V63L52 64V62L54 63V62L57 61L59 58H61V55L59 54V53H60V51H59L60 49H58L59 46L61 45L60 48H65V50L67 49L66 46H65V44H64V43H65L64 39H66V37L63 36V34L61 35V30L57 29V25H56L57 23H56V21H55L56 19H54V16H55L56 14L53 13V10L51 9V8H53L52 6H54V5H53L54 3H55L56 5H58L59 0H43V1H42V0H40V1H39V0H37V1L35 0ZM39 2H40V3H39ZM57 2H58V3H57ZM61 2L59 3V5L62 4ZM128 2H129V3H128ZM136 2H137V3H136ZM139 2H140V3L142 2V3H141V4H138ZM198 2H199V4H197ZM42 3H43V4H42ZM124 3H123L122 5H124ZM211 3H212V4H211ZM226 3H227V2H226ZM242 3H243V4H242ZM38 4H39V5H38ZM40 4H41V5H40ZM130 4H131V5H130ZM136 4H137V5H136ZM37 5H38V6H37ZM43 5H44V6H43ZM114 5H115V4H113V6H114ZM134 5H135V6H138V7L136 8ZM139 5L142 7V8H141V7H140V8L143 9L142 11H141V9L139 8ZM187 5H188V6H187ZM217 5H218V6H217ZM219 5H221L222 7H220ZM228 5H229V6H228ZM238 5H239V6H238ZM35 6H36V7H35ZM49 6H51V7H49ZM144 6H145V7H144ZM183 6H184V7L186 6L187 8H188V7H189V8H188V9H182V8H184ZM208 6L206 5V7H208ZM225 6H226V4H225ZM232 6H233V7H232ZM235 6H236V7H235ZM48 7H49V9H48V11H47L46 9H47ZM132 7H133V9H132ZM134 7H135L136 9H134ZM186 7H185V8H186ZM229 7H230V8H229ZM238 7H239V8H238ZM34 8H35V10H34ZM39 8H40V9H39ZM144 8H145V10H146V9H147V10L145 11ZM168 8H169V10H168ZM204 8H205V7H204ZM208 8H209V7H208ZM208 8H207V9L205 8V9L208 10ZM233 8H235V9H233ZM248 8H249V4H248V7H247L245 10L248 11V10H247ZM32 9H33V10H32ZM36 9H37V10H36ZM38 9H39L40 11H39ZM137 9H139V10L141 11V13L138 12L139 10H137ZM205 9L202 8V10H204V11H205ZM19 10H20V9H19ZM22 10H23V11H22ZM134 10H135V11H134ZM148 10H149V11H148ZM170 10H171L172 12H171ZM217 10H219V11H217ZM222 10H224V12H223ZM227 10H228V11H227ZM26 11H27V12H26ZM41 11H43V12H41ZM46 11H47V12H46ZM150 11H151V12H150ZM188 11H189V12H188ZM216 11H217L218 13H217ZM240 11H241V13H240ZM243 11H244V12H243ZM28 12H30V13H28ZM32 12H33V13H32ZM40 12H41V13H40ZM49 12L51 13V15H48V14H50ZM137 12H138V15H136ZM142 12H143V13L145 12V14L142 15V14H143ZM181 12H182V13H181ZM200 12H202V11H200ZM208 12H205V14H206L205 16L209 15ZM236 12H239L240 14L245 13L246 15H245V14H242L241 16H240V15H236V14H237ZM36 13H38V14H36ZM139 13H140V14H139ZM166 13H168L169 16H167ZM202 13H203V12H202ZM202 13H201V14H202ZM221 13H222V14H221ZM225 13H227V14H225ZM239 13H238V14H239ZM262 13H263V12H262ZM33 14L37 15L38 17L35 16V15H33ZM39 14H40V15H39ZM52 14H53V15H52ZM54 14H55V15H54ZM131 14H132V15H131ZM213 14H214V15H213ZM215 14H217V15H215ZM134 15H135V16H134ZM139 15H140V17H141V16H143V17L140 19ZM187 15L189 16L188 18H186ZM231 15H232V16H231ZM234 15H235V16H234ZM31 16H32V17H31ZM33 16H34V17H33ZM128 16H127V17H128ZM131 16H133V17H131ZM137 16H138V17H137ZM154 16H155V17H154ZM165 16H164V17H165ZM172 16H173V15H172ZM172 16H171V17H172ZM174 16H176V15L174 14ZM214 16H220V17H222V19H221L220 17L217 18L218 21H219L220 23H222V24H220L221 26L219 25V22H217L218 25H219V27L217 26L216 21L213 22L214 19H216V17L214 18ZM223 16H225V17H223ZM237 16H239V19H238ZM242 16H245L246 18L243 17V18H244V19H243ZM14 17H15V18H14ZM16 17H18V18H16ZM23 17H25V18L27 17V19H23ZM30 17H31V18H30ZM52 17H53V18H52ZM136 17H137L138 19H137ZM184 17L182 16V20H183L182 22H183V23H184ZM207 17H208V16H207ZM230 17H231V19H230L231 21L234 20V19H238L237 22H236V20H234V22H236V23H234V26H233V22H232L231 26H232L233 28H230L231 26H229V24L231 23L230 21H227V23H228V22H230V23H228V24H227V23H224V25H223V22H226V21H224V19H227V18H230ZM233 17H234V18H233ZM235 17H236V18H235ZM13 18H14V19H13ZM29 18H30V20H31V19H32V20L30 21ZM34 18H36L35 21H33ZM55 18H56V17H55ZM131 18H133L134 21H133V19H131ZM135 18H136V19H135ZM155 18H156V19H155ZM212 18H213V20H212ZM22 19H23V20H22ZM49 19H51L52 22H51V20H49ZM160 19H161L163 22H162ZM217 19H216V20H217ZM262 19H263V20H262ZM16 20H22V22H27V23L30 22V23H29L30 25L27 24V26H26L25 23H22V24H24V25L22 26L21 23H18L19 25L17 24V26H16V22H19V21H16ZM25 20H26V21H25ZM36 20H37V22H36ZM153 20H154V22H153ZM220 20H221V21H220ZM222 20H223V22H222ZM10 21H11V23H9V24H11V27H13L12 29H11L10 26H8V25H9L8 22H10ZM15 21H16V22H15ZM159 21H160L162 24H161ZM31 22H34V23H32V26H31ZM53 22L55 23V25H54ZM157 22H158V24H157ZM0 23H1V22H0ZM13 23H14V25H13ZM51 23H53L52 26H50ZM152 23H153V24H152ZM238 23H239V24H238ZM7 24H8V25H7ZM154 24L157 25V26L155 27ZM226 24H227V25H226ZM236 24H237L238 26H237ZM5 25H7V26L9 27V29L6 28ZM205 25H208V27L205 26ZM215 25H216V26H215ZM222 25H223L224 27H223ZM2 26L5 27L6 30H4V31L2 30V31H1V29H2L1 27H2ZM15 26H16V27H15ZM54 26H56V27H55V30H54ZM158 26H161V27L159 28ZM198 26H199V27H198ZM202 26H205V28H203ZM214 26H215V27H214ZM226 26H229V29L226 28ZM257 26H258V27H257ZM21 27H19V29H21ZM157 27H158V28H157ZM200 27H201L202 29H201ZM256 27H257V28H256ZM259 27L262 28L263 30H262V29L260 30ZM58 28H59V27H58ZM199 28H200V29H199ZM207 28L209 29V31H208L209 33H208V32L205 33V32L208 30ZM238 28H239L240 30H239ZM7 29H8V30H7ZM10 29H11V30H10ZM17 29H18V28H17ZM39 29H40V28H39ZM206 29H207V30H206ZM230 29H231V30H230ZM234 29H235V30H234ZM241 29H243V30H241ZM9 30H10V31H9ZM48 30H50V31H48ZM91 30H92V29H89L90 32L93 31V30H92V31H91ZM220 30H221V31H220ZM257 30H258V31H257ZM59 31H60V32H59ZM89 31H88V32H89ZM203 31H204V32H203ZM210 31H211V32H210ZM217 31H218V32H217ZM48 32H49V33H48ZM54 32H55V33H54ZM56 32H57V33H56ZM88 32H87V35H90V34H89L90 32H89V33H88ZM183 32H184V33H183ZM256 32H258V33H256ZM6 33H7V32H6ZM59 33H60V34H59ZM160 33H161V34H160ZM169 33H170V34H169ZM218 33H219V34L221 33V35H217ZM222 33L225 35V38H224V35H222ZM244 33H245V34H244ZM251 33H252V32H251ZM262 33H263V34H262ZM50 34H51V35H50ZM57 34H59V36H58ZM162 34H163V35H162ZM202 34H203V35H202ZM204 34H205V35H204ZM211 34H212L213 36H212ZM215 34H216L218 37H217ZM238 34H239V35H238ZM242 34H243V35H242ZM91 35H92V34H91ZM198 35H199V36H198ZM209 35H210L211 37H210ZM214 35H215V36H214ZM226 35H228V36L226 37ZM232 35H233V36H232ZM244 35H245V36H244ZM51 36H52V37H51ZM55 36H56V38H55ZM61 36H63L64 39H63ZM204 36H205V38H204ZM222 36H223V37H222ZM234 36H235V37H234ZM240 36H241V37H240ZM253 36H252V37H253ZM59 37H60V38H59ZM87 37H91V36H87ZM168 37H170V38H168ZM197 37H198V38H197ZM212 37H214V38H212ZM216 37H217V39H215ZM220 37H221V38H220ZM252 37H251V38H252ZM257 37H258V38H257ZM57 38H58L59 40H61V42H60ZM157 38H158V39H161V40H158ZM189 38H190V40H189ZM196 38L198 39V41L196 40ZM209 38H211L212 40L209 39ZM219 38H220V39H219ZM228 38H229V40H228ZM240 38H241L242 40H241ZM256 38L258 39V41H257ZM261 38H262V39H261ZM168 39L171 40V41L168 42ZM191 39H193L194 41H196V43H197V42H200V43H198L199 47H198V45H197L196 43H194V41H191ZM201 39H202V40H201ZM6 40H8L6 43H8V42L10 43V41H9L8 38H7ZM62 40H63L64 42H63ZM176 40H175V41H176ZM179 40H177V41H178L177 43L180 44V45L183 44L182 41L179 43ZM214 40H216V41H214ZM219 40H220V41H219ZM221 40H222V41H221ZM236 40H237V42H236ZM238 40H239V41H238ZM244 40H245L246 42H245ZM57 41H58V42H57ZM173 41H174V40H173ZM207 41H208V42H207ZM232 41H233V42H232ZM259 41H260V43H256V42H259ZM138 42H141L142 44L139 43V46L136 44V45H135V48H137L136 46H138V49H137L136 51H137L138 53H140V52H139V50L141 51V48H140V47H142V45H143V46L148 45V43H143L141 40H139ZM138 42H137V43H138ZM164 42H165V43H164ZM201 42H202V43H201ZM211 42H212V43H211ZM217 42H218V43H217ZM224 42H225V44H223ZM227 42H228V43H227ZM243 42H244V43H243ZM57 43H59L60 45H58ZM61 43H62V44H61ZM215 43H216V44H215ZM220 43H222V44H220ZM234 43H235V44H234ZM255 43H256V44H255ZM140 44H141V45H140ZM152 44L155 45L156 43H152ZM152 44H150L148 47L146 46V47H145V50L143 49L142 51H145V52H146V50H149V53H150V48H151L150 46H151ZM166 44H167V45H166ZM193 44H194V45H193ZM201 44H202V45H201ZM233 44H234V45H233ZM246 44H247V45H246ZM251 44H253L254 47L257 45V46H256V49L261 50V52H262V56H261V54H260L259 51L257 52V50L254 49V47H253V49H252V47H251L252 45H251ZM258 44H261V45H258ZM7 45H8V44H7ZM62 45L65 46V47H63ZM165 45H166V46H165ZM170 45H171V44H170ZM183 45H184V44H183ZM218 45H219V46H218ZM235 45H239V46H235ZM241 45H242V46H241ZM54 46H55V48H54ZM181 46H182V45H181ZM192 46H193V47H194V46H197L198 48H192ZM200 46H201V48H200ZM203 46H204V48H202ZM205 46H206V47H205ZM208 46H209V47H208ZM246 46H247V47H246ZM260 46H261V47H260ZM57 47H58V48H57ZM168 47H169V46H168ZM182 47H183V46H182ZM190 47H191V49H190ZM221 47H222V48H221ZM228 47H229V48L232 47V48H231V49H225V48H228ZM233 47H234V48H233ZM257 47H259V48H257ZM139 48H140V49H139ZM143 48H144V47H143ZM146 48H147V49H146ZM169 48H170V47H169ZM169 48H167V49L165 50V52H162V54L164 55V53H165L166 56H167L168 54H170V53H168ZM212 48H213V50H212ZM220 48H221L222 50H221ZM242 48H243V49H242ZM54 49H55V50H54ZM57 49H58V50H57ZM204 49H205V50H204ZM219 49H220V50H219ZM247 49H249V50H247ZM1 50H2V49H1ZM49 50H50V48L47 47V51H49ZM191 50H192V52H191ZM253 50H255V51L253 52ZM56 51H57V52H56ZM58 51H59V52H58ZM169 51H170V50H169ZM184 51H182L183 54H186V53H184ZM220 51H221V52H220ZM230 51H231V52H230ZM243 51H244V53H243ZM245 51H246V52H245ZM263 51H264V49H263ZM1 52H2V51H0V53H1ZM33 52H34V50H33L32 52H30L31 54L28 52V55H29V56L32 55ZM67 52H69V51H67ZM190 52H191V53H190ZM210 52H211V53H210ZM138 53H135V54H138ZM166 53H167V54H166ZM192 53H193V57H192ZM194 53H196V54H194ZM199 53H200V54H199ZM233 53H235V54H233ZM254 53H255V55L257 54L258 58H257V56L254 57ZM258 53H259V55H258ZM66 54L69 55V58L71 57L72 59H73V57L75 56L74 54L72 55L71 53H70V54H69V53H66ZM188 54H189V55H188ZM190 54H191V55H190ZM197 54H198V55H197ZM216 54H217V56H216ZM226 54H228V56H227ZM229 54H230V55H229ZM244 54H245V56H244ZM248 54H249V55H248ZM71 55H72L73 57H72ZM165 55H164V57H165ZM199 55H200L201 57H200ZM205 55H207V56H205ZM212 55H213L214 57H213ZM220 55H224V56H220ZM231 55H232V56H231ZM233 55H234L235 57H234ZM239 55H240V56H239ZM242 55H243V56H242ZM147 56H150V55H147ZM147 56H146V58H145V60H144L145 63H143V65L146 64V66H143V68H145L146 70L149 69V68H148V67H150L149 64L152 63V59H150V58H152V57L150 56V57L148 58ZM196 56H197L198 60H195V61H197L198 63L194 61V59H197ZM198 56H199V57H198ZM226 56H227V57H226ZM55 57H56V58H55ZM57 57H58V59H57ZM202 57H203V59H202ZM225 57H226V58H225ZM229 57H230V58H229ZM236 57H237V58H236ZM243 57H245V58H243ZM249 57H251V58H249ZM71 58H70V59H71ZM147 58H148V59H147ZM189 58L192 59V60H189V61H191L192 63L188 61ZM220 58H221V59H220ZM48 59H49V58H48ZM75 59H76V58H75ZM207 59H208V60H207ZM216 59H217V60H216ZM250 59H251V60H250ZM261 59H262L263 61H262ZM53 60H54V61H53ZM148 60H149V61H148ZM237 60H238V61H237ZM241 60H242V61H241ZM243 60H244V61H243ZM260 60H261V62H260ZM0 61L2 62V59H1V58H0ZM50 61H52V62H50ZM72 61H73V62H72ZM74 61H75V62H74ZM193 61H194V62H193ZM210 61H212V62L210 63ZM235 61H236V62H235ZM71 62H72V65L74 64V66H75L78 70H80V68L78 67V65L75 64V63H76V60L73 59V60H71ZM146 62H147V63L149 62V64H147ZM188 62H189V63H188ZM215 62H216V63H215ZM233 62H234V63H233ZM2 63H4V61H3ZM2 63H0V65L2 66V67L0 66V77H1V78H0V80H1L0 82L3 84V83H6V82H4V80H5V81H6V79L8 80L10 77H12V74H13V76H14L15 73L18 72V71H15V70H17V69H13L11 65H10L11 67L8 66V68L10 69V70H9L8 68H6L7 66H5V64L8 65V63H4V64H2ZM194 63L197 64V66H195ZM199 63H200V64H199ZM203 63H204V64H203ZM9 64H11V63H9ZM226 64H227V65H226ZM252 64H253V65H252ZM201 65H202V66H201ZM206 65H207V66H206ZM212 65H213V66H212ZM215 65H216V66H215ZM260 65H261V66H260ZM3 66H4V67H3ZM186 66H187V67H186ZM233 66H234V67H233ZM256 66H257V67H256ZM75 67H74V68H75ZM183 67H185V68H183ZM193 67H194V68H193ZM224 67H225V68H224ZM14 68H16V67H14ZM190 68H191V69H190ZM196 68H197V69H196ZM201 68H202V69H201ZM207 68H208V69H207ZM240 68H241V69H240ZM254 68H255V69H254ZM11 69H12V70H11ZM187 69H188L189 71H188ZM203 69H205V71H204ZM223 69H224V70H223ZM195 70H197V71H195ZM14 71H15V72H14ZM194 71H195L196 73H195ZM202 71H203V72H202ZM206 71H207V72H206ZM214 71H215V72H214ZM220 71H221V72H220ZM228 71H229V72H228ZM239 71H242V72H239ZM247 71H248V72H247ZM204 72H205V73H204ZM186 73H187V74H186ZM200 73H201V74H200ZM202 73H203V74H202ZM224 73H225V74H224ZM238 73H239V74H238ZM248 73H249V74H248ZM252 73H253V74H252ZM3 74H4V75H3ZM197 74H199V75H197ZM207 74H208V75H207ZM1 75H2L3 77H2ZM7 75H8V76H7ZM16 75H17V73H16ZM210 75H211V76H210ZM244 75H245V76H244ZM4 76H5V77H4ZM246 76H247V77H246ZM181 77H182V76H181ZM184 77H185V78H184ZM192 77H193L194 79H193ZM201 77H202V78H201ZM204 77H205V78H204ZM242 77H243V78H242ZM5 78H6V79H5ZM196 78H197V79H196ZM198 78H201V79H198ZM215 78H216V79H215ZM258 78H259V80L261 79V81H259ZM184 79H185V80H184ZM188 79H189V80H188ZM221 79H222L223 81H222ZM243 79H244V80H243ZM2 80H3V82H2ZM198 80L200 81V83H199ZM204 80H205V81H204ZM232 80H233V81H232ZM187 81H189V83H188ZM193 81H194V82H193ZM195 81H197V82H195ZM255 81H256V82H255ZM257 81H258V82H257ZM190 82H193V83H190ZM1 83H0V87L2 88ZM196 83H197V84H198V83L200 84V87H199V88H200V91H199V89L197 88L199 85H196ZM261 83H262V84H261ZM117 84H118V82H117ZM117 84H116V85H117ZM181 84H182V85H181ZM188 84L193 85V86H194V89L192 88V86H191V87L188 86ZM204 84H205V85L207 84V86H205ZM238 84H239V85H238ZM248 84H249V85H248ZM184 85H185V86L187 85V87H185ZM201 85H202V87H201ZM208 85H209V86H208ZM240 85H241L242 87H241ZM258 85H259V86H258ZM195 86H197V87H195ZM210 86H212V88H211ZM249 86H250V87H249ZM183 87H184V88H183ZM188 87H190V90H191V89H193V90H192V91L187 90V89H189ZM233 87H234V88H233ZM261 87H262L263 89H262ZM185 88H187V89L184 91ZM209 88H210V89H209ZM229 89H231V90H229ZM235 89H236V90H235ZM258 89H259V90H258ZM260 89H261V90H260ZM0 90H1V89H0ZM179 90H181V91H179ZM111 91H112V90H111ZM111 91H108V92L110 93V94H109L110 97H111V98H114L113 100L111 99V103L114 102V103H112V105H114L115 108H117V107H119V106H118V103H119V102L122 103V102H121V100H120L119 97H117L116 95L114 96V91H112V92H111ZM209 91H210V93H209ZM221 91H222V92H221ZM258 91H259V92H258ZM179 92H181V93H179ZM194 92H193V93H194ZM0 93H1V92H0ZM111 93H112L113 95H112ZM184 93H183V94H184ZM208 93L211 94V95H209ZM233 93H234V94H233ZM238 93H239V94H238ZM172 94H171V95H172ZM183 94H182V95H183ZM185 94H184V95H185ZM203 94H205V95H204V97L202 98ZM215 94H216V95H215ZM236 94H237V95H236ZM244 94H246V95H244ZM250 94H251V95H250ZM258 94H259V95H258ZM174 95H175V96H174ZM182 95H180V96H182ZM187 95H188V94H187ZM187 95H186V96H187ZM189 95H188V96H189ZM197 95H196V96H197ZM200 95H202V96L200 97ZM230 95H231V96H230ZM113 96H114V97H113ZM144 96L147 97V95L144 94V95H142V97L140 98V100H141L142 98H144ZM180 96H179L178 98H180ZM206 96H208V97H206ZM228 96H229V97H228ZM225 98H226V100H225ZM145 99H146V98H145ZM200 99H201V100H200ZM209 99H210V100H209ZM229 99H230V100H229ZM241 99H244V100H243L244 102H243ZM228 100H229V101H228ZM116 101H117V102L119 101V102L117 103ZM133 101H134V100H133ZM135 101H137V100L135 99ZM135 101H134V102H135ZM206 101H207V102H206ZM227 101H228V102H227ZM233 101H234V102H233ZM241 101H242L243 103H242ZM261 101H262V103H263L262 105H261ZM0 102H1V101H0ZM197 102L201 105V107H200V105H199ZM200 102H201V103H200ZM232 102H233V103H232ZM120 103H119V105H120ZM240 103H241V104H240ZM31 104L33 105V107H31V105H30V106L27 105L28 108H26V106H20V107H22V108H19V106H18L19 104H18V105H17L18 109H16L17 107H14V106H16V105L12 106L11 109H16V110H14V112L16 111L15 113H17V111L20 110V109H21V111H18V112H22V109H24L26 113L29 112V113L31 114V113L34 112V111H31L30 109L32 108V109L34 110V107H35V106L37 107L36 103H35V104L31 103ZM205 104H207V105L205 106ZM195 105H197V106H195ZM188 106L192 108L191 112H192L193 114H192V116H191V112H189V115H190V116H188V114H187L186 119H187V120L190 119V120L193 121V118H194L193 116H194V114H196V113H194L195 111H194V109H193L192 106H190V105H188ZM261 106H262V107H261ZM13 107H14V108H13ZM24 107H25L28 111H26V109H25ZM30 107H31V108H30ZM198 107H199V108H198ZM245 107H246V108H245ZM0 108H2V107L0 106ZM214 108H213L212 110H210L211 113H209V114H212V116H213V114L215 115V113H216V111L214 110ZM11 109H10V111H11ZM39 109H41V108L37 107L35 110H37V112H39V111H38ZM54 109H56V108H54ZM2 110H3V109H2ZM2 110L0 109V114L2 113V114L0 115V116H2V117L0 118V120L2 119V120L5 121V119H7V120L9 121V119H12V122H8V121L6 120L5 123H3L5 126H7L6 124H8V123H10V124L12 125V123H15V121H17V123H20V121L18 122V120H21V119H23V118H24V120H25V119L27 118V116L30 115L29 113L26 115L25 112H24V113L22 112V114H25L26 116L23 115V116H24V117H23V116L21 115V119H20L19 116H20L21 113H20V114L18 113V114H17V117H18L19 119H17L16 116H13L15 113H13V110H12L11 112H10V111H7V112H10V113H8V114H10L13 118H12L11 116H10L11 118H9V117L6 118V116H7L8 114H6V116H4L5 113L1 112ZM207 110L205 109L206 112H205V111H204V112H205V113L209 112V111H207ZM252 110H254L255 113H254V112L252 113ZM53 111H54V110H53ZM56 111H58V110L56 109ZM193 111H194V112H193ZM249 111H251V112H249ZM7 112H6V113H7ZM133 112H134V109H133V111L130 112V113H132V114H130V113L128 114L129 116L126 114V116L128 117L129 120L126 119V116H125V115L122 114L123 116H122V115H121V116H122V118L126 119V121H130V118H129V117H132V116L135 115ZM212 112H213V113H212ZM11 113H13V115H12ZM53 113L55 114L56 112L54 111ZM201 113H202V112H201ZM35 114H37L36 111H35ZM35 114L33 115V113H32V115H31V116H33V120H30V119H32V117L30 118V117L28 116L29 118H27L26 121H27L28 119H29V120H28L29 122H30V121H34L36 117H39V116H40V115H37V116L35 117ZM39 114H42V112L40 111ZM101 114H105V112H104V111H103V112L101 111ZM105 115H106V118H107V119H105V118H104L105 116H104V117H102V118H104V119H101V121H102V120H106V122H107L108 125L106 126V125H105L106 123H104V121L102 122V123H104L103 125L106 126V129L109 128V129H108L109 131H110L111 129H113V131L116 130V131H114V132H117L118 128H116L117 126L114 125V124H116V122L112 119L111 116L108 115V113L105 114ZM130 115H132V116H130ZM201 115H202V114H200V116H201ZM8 116H9V115H8ZM215 116H216V115H215ZM14 117H16V118H14ZM40 117H41V116H40ZM40 117H39V119L36 118V120H39V122H40V119H41ZM209 117H211V116H209ZM3 118H5V119H3ZM132 118H133V117H132ZM191 118H192V119H191ZM13 119H15V121H13ZM2 120H1V121H2ZM24 120H22V121H24ZM36 120H35V122H30V123H29V126H28V124H27L26 126H24V127H25V130L27 129V127H31L32 125H35L34 123H38V121H36ZM107 120H108V121H107ZM109 120H110L111 123L109 122ZM131 120H132V121H130V122H132V123H133V122H136V120L133 121L134 119H131ZM190 120H189V124H187L188 127L190 128V127H192V126H193V127L195 126V130H197V131H195V130L193 129V127H192V130H191V129L188 130V131H191V132H189L190 134H192V133H193V134H194V133H195V134H196V133H198V134H203V133H204V134L206 135V137L209 136V138H211V139H213L212 137H218V138H215V139H219L220 141H223V142L226 141L225 143H228V144L231 143V144H233V145L239 146L240 148L242 147V149H248L249 147H250V149H251V147H252V146H250L251 144H249L250 139H248L249 141H248V140H247V141H246V140H245V141H243V140L240 141V140H241L240 138H239V141L236 140V139H238V136H235V135H238L237 132H236L233 128L231 129V127L228 126L226 123H222V124L225 126V127H224V126H221V125H222L221 122L215 124V123H209V121L204 122L203 120H196V121H193V122H192V121L190 122ZM1 121H0V122H1ZM4 121H2V122H4ZM10 121H11V120H10ZM28 121H27L26 123H28ZM200 121H201V122H200ZM202 121H203L204 123H202ZM113 122H115V123H113ZM184 122L186 123V120H185ZM22 123H24V125L26 124L25 122H22ZM31 123H32V125H30ZM40 123H41V122H40ZM187 123H188V121H187ZM190 123L192 124V126H189ZM195 123H196V124H195ZM198 123H199V126H198ZM201 123H202V125H201ZM207 123H209V124H207ZM38 124H39V123H38ZM38 124H36V125H38ZM110 124H111L114 128L110 127V126H111ZM135 124H137V123H135ZM135 124L133 123V125H135ZM203 124H204V125L206 124V126L204 127ZM210 124H211V128H212V130H211L210 126H209ZM213 124H215V125L213 126ZM4 125H2V127H4ZM8 125H9V124H8ZM36 125H35V126H36ZM42 125H43V124H42ZM42 125L40 124V125L37 126V127L42 128ZM131 125H132V124H131ZM133 125H132V128L134 127V128H133V131H137L135 135L132 134V137H133V138L131 137V139H133V140L136 141V143H135L134 141H132V142L135 143V144L132 143L133 146H134V147L136 146L137 149L140 148L139 150H141V148L143 147V148L145 149V151H148V149L145 148L146 146H145L144 142L142 141L143 139L141 140V136H140V134H138V133H139V130H138L137 126L135 127V126H133ZM185 125H186V124H185ZM187 125H186V126H187ZM196 125H197V126H196ZM207 125L209 126V128H208ZM108 126H109V127H108ZM200 126H201V127H200ZM215 126H216V128H215ZM219 126H220V127H219ZM43 127H44V126H43ZM54 127H55V126H54ZM213 127H214L215 129H213ZM217 127H218L219 129H217ZM221 127H222V131L220 132ZM22 128H23V127H22ZM44 128H45V127H44ZM115 128H116V129H115ZM135 128H136L137 130H135ZM186 128H187V127H186ZM189 128H187V129H189ZM197 128H198V129H197ZM199 128H200L201 130H200ZM42 129H43V128H42ZM203 129H204V130H203ZM229 129H230V131H229ZM27 130H28V129H27ZM199 130L202 131L203 133L200 132ZM223 130H224V131H223ZM232 130H233V131H232ZM76 131H77L78 133H77ZM82 131H83V130H82ZM82 131H81V132H82ZM216 131H217V132H216ZM24 132H26V131H24ZM114 132H112V130H111L109 135H112ZM205 132H206V133L208 132V133L206 134ZM235 132H236V133H235ZM75 133H77V134L75 135V136H77V139L79 138V136H80V139H81V138L83 137V135H84V131H83V135H82L81 133H80V135H79V129H76V130L74 131V134H75ZM111 133H112V134H111ZM133 133H134V132H133ZM217 133H218V134H217ZM232 133H233V134H232ZM114 134H115V133H114ZM114 134H113V135H114ZM195 134H194V135H195ZM215 134H216V135H215ZM78 135H79V136H78ZM81 135H82V136H81ZM136 135H138V136H136ZM212 135H213V136H212ZM217 135H219V136H217ZM231 135H232V137H231ZM55 136H56V140L54 139ZM55 136H53V140H54V142H55V145H54L55 148H54V149H56L58 146H60L59 144H62V141H61V140H62V137H60L61 135L59 136V135H56V134H55ZM58 136H59V137H58ZM134 136H135V139H134ZM139 136H140V138H139ZM224 136H225V137H224ZM229 136H230V137H229ZM234 136H235V137H234ZM57 137H58V140H57ZM220 137L223 138V139H221ZM126 138H127V137H126ZM136 138H137L138 140H137ZM231 138H232V140H231ZM75 139H76V138H75ZM75 139H74V141H73V139L67 141V144H65L63 147L59 148L58 151H60V150L63 151V149L66 150V148H67V151H66V153H65V151H63V152H61V151L58 152V153H63V155H64V157H65V158H64V157L62 156L63 159H64V161H62V162H64V164H63L62 162H59V163H58V167H57L58 170L62 171V170L64 169V167H65L66 164H68L69 162H70V163L73 162V161L71 162V160H74V157H73V158L71 157L70 161H69L68 158L70 157V155H71V153H72L71 151H72L73 147H75V146L77 145V144L75 143V142H77V141H76L77 139H76V140H75ZM78 140H79V139H78ZM124 140H126L127 142H126V141H125L126 143L123 142ZM124 140H122V142L125 143V144H127V143H129L128 140H130V139L127 138V139H124ZM140 140H141V141H140ZM60 141H61V142H60ZM72 141H73L76 145H75ZM137 141H138L139 144H137ZM231 141H232V142L234 141V142L232 143ZM237 141H238V143H237ZM54 142H53V143H54ZM68 142H69V145H70V146H71V144L73 143V144H72L73 147L71 146L72 149H71V147H69ZM70 142H71V143H70ZM140 142H141L142 146H141ZM142 142H143V143H142ZM56 143H57V144H56ZM234 143H235V144H234ZM239 143H240V145H241V143H243V145L240 146V145H238ZM248 144H249V145H248ZM56 145H57V146H56ZM143 145H144V146H143ZM65 146H68V147H65ZM243 147H244V148H243ZM247 147H248V148H247ZM143 148H142V149H143ZM257 148H258V147H257ZM68 149H69V150H68ZM144 149H143V150H144ZM252 149H255V147L252 148ZM143 150H142V151H143ZM69 152H70V153H69ZM67 153H69V154H68L69 156H67V155L65 156V154H67ZM261 156L263 157V155H261ZM43 159L45 160V159H47V158H43ZM43 159H42L41 161H43ZM66 159H68V160H67L68 163H65V162H66ZM41 161H40L41 164L38 162L39 164H38L37 166H34V167H33V166H27V167H29L28 169H27V167H24V168H25V170H26L27 173H28V171H30V173L33 171L32 173H34V175H37V176H38V177H37V176H35V177H37V178H39V179H43V180H45V177H44V176L47 175V174L45 173V170H46V168L48 167V163H49V162H48V160L43 161L44 163L41 162ZM193 161H194V163H195V162H196V163H197V162L199 163V161H197V160H196V161L193 160ZM45 162H47V163L45 164ZM70 163H69V164H70ZM191 163H193V162H191ZM194 163H193V164H194ZM196 163H195V164H196ZM198 163L196 164L197 166H196V165L194 166L193 164H191V165L193 166L192 169L195 168V169L197 170V169L199 168V170L196 171V172H199V173H197V174H198V177L201 176V178H202V176H204L205 174L209 177V179H206L205 176L203 177V179H204V178L206 179L205 182H206V183L208 182V186H207V184L199 185L198 182H194V185H192V182H191V183H190L191 185H189L190 188H191L192 186H193V187H194V186H197V183H198V185L200 186L199 189H198L199 186H197V187L195 188L196 190L198 189V190L196 191V193H193V192H195V190H193V188H192L193 192L191 191V189L188 191L189 193L187 192L188 195L186 196V198H187L188 201H189L188 203H190V201H191V202L194 203V204L191 205V203H190V205H189V204L187 203V205H186V203H184V205L182 204V205L179 206V207L182 208V206H184V210H183V212L186 211L187 214H189V213L191 212V213L189 214L190 217H192V215L194 214V215H193L194 218L192 217V218H190V219H192V221L194 220L193 223H197V222H198L197 224H198L199 226H200V224L202 223V222H200V220L203 221V223H204V220H206V219L209 218V213L212 212V213H210V214L212 215V214L215 212L212 216L210 215V216H211V219L214 218L213 222H209L211 219H209V221L206 220V221H208V222L205 221V223H209V224H207V225H209L210 227L207 226L206 224H203V223H202L201 225H203L204 227H203V226H200L201 228L198 227V228H200V229L202 230V231H201V230L199 229V230L201 231L200 233H203V234H204V233H207V235H209V234H208V232H209L211 235L207 236V235L205 234V236H207V237H209V238H210V237L212 238V236L215 237L216 234H219V236H218V235L216 236V237H217V240L219 239V241H220V238H219L220 236H221V237L224 236L223 239H224V238L226 239V238H227L226 236H228V238H230L231 240H233L232 238L236 237V236L239 234V236H238L237 238H239V237H240V238H239V239L234 238V240H233L232 242H230V243H232L231 246L235 247L236 249H237L238 247L241 248V246L244 244L242 241L244 240V241H245V244H246V243L248 244V242H246V240H248V241L250 242V243L248 244V248H249V246H250V248H252V246L255 245V246H256L257 248H259L261 251H260V254H259V250H257V248L254 246L256 249L253 248V249L255 250V252H253V253H256V251H258L259 256H263L264 253H262V252H264V246H263L264 243H262V242H264V239H263V238H264V229L261 228V226L258 227L257 224H256L255 226H253V229H252V230H254V227H255V230H254V231H251V232H254L255 235H254V233H252L253 235H251V232H250V234L248 233L249 230L252 228V227H250V228H247V229H243L242 232H240L241 230L237 229V233H238V234H236V236H235V234H233V233H235L236 231L234 232L233 230L236 229V228H235V227H234V228L232 227V225L234 226V224H233L234 222H233V223L229 222L230 219H231V221H233V218H232V216H231L228 212H227V214L225 213L226 211L223 209V207H222L223 205L221 204L222 201L219 200L220 198H219V199L217 198V197H219L217 194L221 195V194H222V191L225 190V188H224V187H225V186H224V185H225V182H224V181H223V183H222V181H220L221 183L219 182V184H221V185H218V188H219V189H218V188L215 189V190H216V195H215V193H214L215 190H213L214 192L212 191L213 193L210 192V194H209L208 191H211V190H212V189H211L212 186H211V184H210V181H211L210 177L212 178V174H213V173H212V174L210 173V172H211V168H210V167H212V164L208 165V168H206V167H207V166H206L207 164H205V165L203 164V165H202L201 163H199V164H198ZM43 164H44L45 166H44ZM62 164H63V165H62ZM200 164H201V166H203V167H202L203 169L200 167ZM39 165L42 167L41 169H40V166H39ZM61 165H62V166H61ZM198 165H199V166H198ZM43 166H44V167H43ZM59 166H61L62 169H61ZM204 166H206V167H204ZM209 166H210V167H209ZM32 167H33V168H32ZM36 167H37V168L39 167L38 170H37ZM30 169H31L32 171H31ZM42 169H43V170H42ZM206 169H207V170L210 169L209 172L206 173V172H205ZM212 169H213V168H212ZM27 170H28V171H27ZM144 170H145V171H143V169H142L141 171H143V173L145 172L144 175H145V177H146V172H147V170H146V169H144ZM203 170H204L205 173L202 172ZM38 171H39V172L44 171V172L42 173V175H43L44 173H45V175L41 176V175H40L41 173L38 174ZM141 171H140L139 176H140L141 173H142ZM212 171H213V170H212ZM239 171H240V170H239ZM239 171H238V172H239ZM192 172H193V170H192ZM196 172L194 171L193 174H194V173L196 174ZM32 173H31V174H32ZM143 173H142L141 177L143 176ZM202 173H203V175H202ZM209 173L211 174V176L209 175ZM243 173H244V172L240 171V173L238 174V177H239V178H238L237 176H236V177H237L238 181L241 180L240 182H243V183H244V182L247 181V179H246V178H247V175H246V174H243ZM195 174H194V175H195ZM197 174L195 175L196 177H197ZM200 174H201V175H200ZM242 174H243V175H242ZM34 175H33V176H34ZM199 175H200V176H199ZM47 176H48V178H46V179L48 180V183H49V182H50L51 184L54 183L53 186H55L56 184L60 185L59 187H58V185H57V187L55 186L56 188H59V189H60L61 187H62V188H65V185H67V183H68L66 180H64V179H62V178H60V179H58V180H54V179L50 178V180H51V181H50V180H49V177H50V176H49V175H47ZM47 176H46V177H47ZM41 177H42V178H41ZM236 177H235V178H236ZM54 178H56V177H54ZM142 178H143V177H142ZM241 178H242V179H241ZM56 179H57V178H56ZM140 179H141V178H140ZM239 179H240V180H239ZM244 179H245V181H244ZM47 180H45V181H47ZM207 180H208V181H207ZM209 180H210V181H209ZM53 181H55L56 184H55V182H53ZM50 183H49V184H50ZM133 184H135V183H133ZM136 184H137V183H136ZM195 184H196V185H195ZM222 184H224V185H222ZM204 185H205V188H207V189H208L209 187H211L210 190H209V189H208V190L206 189L207 191H206L205 193H208V195L205 194V193H203V192L205 191V188L201 189V186L204 187ZM135 186H136V185H133V188H136ZM138 186H139V183H138L137 187H138ZM220 186H222L224 189H222ZM247 186H249V184H247ZM66 187H67V186H66ZM156 187H157V186H154V188H156ZM67 188H69V189L71 188V189L74 191V189L72 188V186L70 187V184H68V187H67ZM220 188H221V189H220ZM136 189H137V188H136ZM202 190H204V191H202ZM220 190H221V191H220ZM57 191H58V190H57ZM199 191H201L200 194H199ZM58 192H59V191H58ZM75 192H76V191H75ZM190 192H192V194H191ZM77 193H78V192H77ZM220 193H221V194H220ZM190 194L193 195L194 198H192V196H190ZM195 194L199 195V197H198V200H195V201H194V199H197V198H195V196L197 197V195H195ZM202 194H204V196H203ZM78 195H81V194L78 193ZM210 195L213 196L214 198H211ZM189 196H190V197H189ZM200 196H201L202 198L204 197V200H205V197H206V200H205V201H207V203H208V200L212 201V199H213V200L216 199V200L212 201L213 203H214V202H216V203L214 204V206H213L212 204H210V207H211V208H209V209H210V210H209L207 207H209V203H212V202L209 201V203L207 204L205 201H203V199H202V200H199ZM207 196H208V197H207ZM215 196H217V197H215ZM190 198H192V199H190ZM207 198H208V199H207ZM210 198H211V199H210ZM218 200H219V201H218ZM196 201L200 203L199 208H201V206H203V203L205 202V203H204V207H205V206H207V207H205V208L202 207V208H201L202 210H203V208L205 209V210H203V212L201 211V209H200V211H199L198 206H197L199 203H198V204H195V203H197ZM200 201H201L202 203H201ZM217 201H218L219 203L221 202V203L219 204L220 209H219V206L216 207L217 209H219V212L217 211V209L214 208L215 205L217 206V204H218ZM11 203H12V202H11ZM13 204H14V202H13ZM13 204L11 205V208H9V209H11V210H9V211L12 213V215L14 216V218H16L18 221H20V219H21V220L26 219L25 214H26V212H27L29 209H28L27 207L21 205V204H17V203H15V204H14L15 206H13ZM16 204H17V205H16ZM94 204H95V203H94ZM258 204H259V205H258ZM261 204H262V203H257V204L255 205V206L258 205V206L256 207V209H255V206L252 207V206L250 205V209L254 208V209H252V213L254 212V215H253V214H252V215H253L254 217H256L255 215H257V217H259V216L261 215L259 218H261V217L264 218V216H262V214H261L264 210L262 209V211H260L261 208H263ZM170 205H171V206H170ZM185 205H186L187 207H186ZM260 205H261V206H260ZM16 206H17V207H16ZM21 206H23V207H21ZM96 206H97V205H96ZM175 206H176V205H175ZM177 206H178V204H177ZM177 206L174 207L171 203H169V207H172V209H173V210H172L173 213L175 212V211H174V208H177ZM191 206H192V208H189V207H191ZM196 206H197V208H196ZM259 206H260V207H259ZM15 207H16V208H15ZM194 207L196 208L195 210H194ZM212 207H213V208H212ZM251 207H252V208H251ZM19 208H21V209L23 208V209L21 210V209H19ZM181 208H180V211H181ZM185 208H186V209H185ZM188 208H189V209H188ZM221 208H222L223 210H222ZM258 208H259V209H258ZM33 209L35 210V209H36V206H35V207H32L31 210H33ZM100 209H101V208H100ZM178 209H179V208H178ZM182 209H183V208H182ZM192 209H193L195 212L192 211ZM207 209H208V211H207ZM211 209H212L214 212H213ZM214 209H215V210H214ZM17 210H18V211H17ZM23 210L26 211V212H24ZM255 210H258V211L256 212ZM20 211H21V212L23 211L25 214L23 215V212L20 213ZM188 211H189V213H188ZM204 211H207V212H209V213L207 214V212H206V214H205ZM216 211H217V212H216ZM221 211H222V212H221ZM223 211H224V212H223ZM249 211H250V210H249ZM176 212H177V210H176ZM176 212H175L176 215H175V214H174V215L176 216V218H178V215H179V214L177 215ZM178 212H179V211H178ZM255 212L258 213L259 216H258V214H255ZM259 212H261V213H259ZM200 213H204V214H201L202 216L199 217ZM217 213H219V214H217ZM235 213H237V212H235ZM21 214H22V215H21ZM216 214H217V215H216ZM222 214H224V217L222 216ZM245 214H248V212H247V213L245 212ZM263 214H264V213H263ZM195 215H196V216H195ZM197 215H198V216H197ZM219 215H220V219H219V220L221 221V223H219L220 221L217 220V219L219 218ZM241 215H242V214H241ZM241 215H240V216H241ZM19 216H20V217H19ZM180 216H181V215H179V218H178V219H183V218L180 217ZM205 216H207L208 218L205 217ZM22 217H24V218L22 219ZM195 217H196L197 219L199 218L198 221H197V219H196L197 222L195 221ZM202 217H203V218H202ZM212 217H213V218H212ZM216 217H218V218L215 220ZM222 217H223L224 219H223ZM230 217H231V218H230ZM233 217H234V216H233ZM257 217H256V218H257ZM60 218H62V217H59V219H60ZM64 218H65V217H63V219H64ZM66 218H68V217H66ZM66 218H65L64 220L61 219V221L57 220L58 218H56V220H53V222H51V224H52V226L50 225L51 228H52V227H54V228L56 227V228L58 229V228L61 226V227H60V228H61V229H60V234L58 235V233H55V234H57L58 236H53V235H55V234L52 232V234H53V235H52V234L49 232V234H51V235H49V234H48L49 236H48V235H43L44 238H42V239L40 238V239H41V243H43V244L41 245V243H40L39 251H41V249L43 248L42 251H43L44 253H43V252L36 251V249H34V246H32L31 244L28 243V240H29L28 238L31 237V236H29V233H28L27 236L25 235V236H26V239H27L26 241H27V243H28L27 246H26L25 244H24V245L22 244L23 242H26V241H23V242L18 243V244H22L24 247H23L22 245H18V244L15 245V243H14L15 241H13V239L10 240V238H8V237H7V240L9 239V240H8V241H10L9 244L12 242V243H11V246H12V247H10L9 244H8V246H7L8 241L5 240L6 238H5V236H4V240L6 241V243H5L4 245H5L6 247H10L11 250H12V248H14V247H15V249H17V248H21V249H23V251L20 250V249H17V250H15L14 252H13V250H14V249H13L12 252H10V254L8 255V254H6V251L8 250L7 252H9L10 249H6V248H5L6 251H3V254H6V255L8 256V257H7L6 255H4L5 258H7V259L10 258V259H9V261H10L11 259H13V258H12V257H14L13 255H16V257H14L16 260H15V259H14V260H11V261H10V262H11L10 264H12V263H13V264H15V263H17V264H27V263H28V264H32L34 261H35V262H34L33 264H36V263H37V264H39V263H40V264H41V263L43 264L44 259H46V257H44L43 254H45V256H46L47 254L50 255V252H52L51 250H53L55 247H56L55 249H57V248H61V247H62L60 250H63V248H66V245H67L70 241H72V240L74 239L75 236H73V235H75V233H74L75 231H74L73 229L71 230V226H69V224H70V221H69V220H70V219L68 218V219H69V220H68V219H66ZM201 218H202V219H201ZM204 218H206V219H204ZM226 218H227V219H226ZM203 219H204V220H203ZM228 219H229V221H228ZM62 220H63V221H62ZM67 220H68V221H67ZM223 220H224V221H223ZM55 221H56V222H55ZM177 221H178V220H177ZM211 221H212V220H211ZM218 221H219V222H218ZM68 222H69V224H68ZM179 222H180V220L178 221V223H179ZM182 222H186V225H187V226L185 225V226H186L185 228H184V224H185V223L182 224ZM214 222H215V223H214ZM262 222H264V220L261 221V223H262ZM53 223H55V224H53ZM56 223H57V224H56ZM180 223L183 225L182 227H183L184 230H185L186 228H189L188 223H187L186 220H183V221H181ZM193 223H191V224H193ZM216 223H217V224H216ZM60 224H62V225H60ZM67 224H68V225H67ZM181 224H180V225H181ZM191 224H190V228L187 229L188 231L185 230V232L188 233V235H187L185 232H182L183 229L180 231V233H181V232L183 233V234H182V237H181L180 234H176L177 232H175V231H173V232H169V231L165 228V226L161 227L162 225H160L159 227H158V226H157V227H153L154 229L157 228L156 231L158 230V232H159V230H160L161 233H158V232H157V233L159 234V236H160V234L163 235V236L161 235V236H162L161 238H165V239H166V237H167V238H168L167 241L172 240V238L166 236V235H167L166 233H168V235H169L170 233H173V234H170V236H172V237H173V236H174V237L176 236L175 238L173 237L175 242H176L178 239L181 240V238H184V239L187 241V240H189L191 237H192L193 241L197 239V241H194V242H193L192 239H191V241H192L193 243H195V242H200V243H197V245L194 247V245H192L193 243H192V244L190 243V242H191L190 240H189L190 242L187 243L188 241L186 242V241H184V239H183V241L185 242V244H183V247H182V243H183V241L180 242L181 244H180V243L178 244V241H179V240H178V241L176 242V244H177V245H176V244H174L175 242L172 240L174 243L171 242V243H169V244H170V245L173 244L174 247H173V249H172V248H171V249L173 250V252H176V253L173 254L172 250L168 252V253H172V254H173L172 256H174V258H172L171 255H170V256H169V255L167 256V257H171V258H172L171 261H170V262H172V263L169 262L170 264H173V262H174V264H176L175 262H177V261H179V262H177V264H178V263H179V264H183V263H184V264H188V263L193 264L192 262H194V261H195L194 264H197L198 261H199L198 263H201V262H202V264H205V263H206V264H211V263H214L215 261H216V264H217L218 262H219L218 264H221L220 262H222V261H223L225 258H227V257L229 258V261H232V262L235 261L236 264H250V263H251V264H254V263H255V264H260V263H261V264H262L261 259H260V258H257L258 256L256 257V256H254L255 254H250V252H248V250H249L248 248H244V250L247 249V252L250 254V256L248 257V253H246L247 255H245V253H243L244 255L242 254L243 256L241 255V257H240V253H242V251H243L242 248L245 247L247 244L244 245V246H242V248H241L242 251H241V249H240L241 252L238 250L240 253H239L237 250H235V248H234V250H233V248L230 247V246H229V249H230V251H229L228 248H226V247L230 244V243H229L230 240H229L228 238H227L228 241H227V239H226L227 242L225 241V239H224V240L222 239L223 242L220 241L222 244H221V243H218L219 241L217 242V244H215V243H216V240H215L216 237H215V238H212V240H214V241H213V244H212L211 239H210V241H209V240H208L209 238L203 237V236H204L203 234H200L199 232H197V231H198V230L196 229V228H197V225L194 224V226L196 227V228H195V227H193V225L191 226ZM210 224H211V225H210ZM212 224H214V226H213ZM215 224H216V225H215ZM262 224H264V223H262ZM55 225H57V226H55ZM205 225H206L207 228H205ZM58 226H59V227H58ZM63 226H64V227H63ZM218 226H219V228H218ZM227 226H228L230 229L227 228ZM256 226H257V227H256ZM67 227H68V229H67ZM214 227H215V228H214ZM54 228H52V229H54ZM69 228H70V230H69ZM88 228H90V230H92V231H90ZM88 228H87V229H88L87 232L85 231L86 229L83 230V232L85 231V232H84V233H85V236H84V234H83V236L80 234V233H82V231H81V232L79 233V235L77 234V236H76L75 239H74V240H76V241L79 243V244L76 243V246H77V249H76V250H77V251H75L76 253H74V257L77 256V257H80V259L83 258V259H81V260L85 261V263H86V261H87L88 263H86V264H90V263H91V264H93V263H94V264H101L102 262H103L102 264H106V262H104V261H107V263H108V259H109V261H110L109 264H135V263H136V262H130V261H131L130 258H129V259H126V258H124L123 256H121L119 253H117L118 251H117V250L115 251L116 248H115V246H114V245H115V241H113V240H112V242L110 241V242H108V243H104V244H103V243H102V244H96L97 246L95 245L96 247H95V246L93 247V246L91 245V244H92V241L90 242V240H91V239L93 240L94 235L97 234V233H96V234L94 233V232L96 231V228H94V226H92V227H88ZM91 228H93V229H91ZM162 228H165V229H162ZM191 228H194V230L196 231V233L200 234L202 237H201V236L199 237L198 235H196L195 231L191 230ZM202 228H204V229H202ZM224 228H225V229H224ZM257 228H258V229H257ZM259 228H260L261 230L263 229V231L259 230ZM65 229H67V230H65ZM209 229H211V230H213V231H210ZM214 229H215V230H214ZM216 229H217V230L219 229V232L216 231ZM232 229H233V230H232ZM61 230L65 231V232H63V231H61ZM94 230H95V231H94ZM190 230H191V231H190ZM205 230H206V231L208 230V232H206ZM226 230H227V231H228V230H231V231H229V233H228V234H231V235H228L227 233L224 234L223 232H224V231L226 232ZM238 230H239V232H238ZM246 230H247V231H246ZM257 230H258V232H257V234H256V231H257ZM67 231H68V232H67ZM73 231H74V232H73ZM192 231H193V232H192ZM215 231H216V232H215ZM260 231H261V232H260ZM61 232L65 233V235H63ZM70 232H71L72 234H71ZM189 232H190V233H189ZM191 232H192L193 234H192ZM211 232H212V233H211ZM214 232H215L216 234H214ZM230 232H233V233H230ZM245 232L248 233V234H244ZM22 233H23V234L20 233L22 239H19V238H18L17 240H20V241H21V240H24V239H25V238H24V237H25V236H24V233H25V232H24L23 230H22ZM89 233H90V234H89ZM163 233H164V234H163ZM184 233H185L187 236H189V234H190L191 237H189V238L187 239V237H186V235H185ZM222 233H223V234H222ZM61 234H62V235H61ZM67 234H68V235H67ZM87 234H89V235H87ZM92 234H93V235H92ZM174 234H175V235H174ZM213 234H214V235H213ZM226 234H227V235H226ZM240 234H241V236L243 237V240H242V237L240 236ZM242 234H243V235H242ZM30 235H31V234H30ZM60 235H61V236H60ZM164 235H165V236H164ZM184 235H185V236H184ZM192 235H194V236H192ZM225 235H226V236H225ZM248 235H249V236H248ZM250 235H251V237H250ZM22 236H23V237H22ZM28 236H29V237H28ZM45 236H46V237L48 236L53 242H52L49 238H46V240H45ZM50 236H51V237H50ZM80 236H82V237H80ZM91 236H92L93 238H92ZM178 236H179L180 238H178ZM195 236H198V237L195 238ZM229 236H230V237H229ZM246 236H248V237H246ZM10 237H11V236H10ZM19 237H20V235H19ZM54 237H57V238H54ZM72 237H73V238H72ZM78 237L80 238V240H79ZM245 237H246V239H244ZM253 237H254V238H253ZM11 238H12V237H11ZM63 238H64V239H63ZM76 238H77V239H76ZM83 238H84V239H83ZM90 238H91V239H90ZM176 238H177V240H176ZM198 238H200V239H198ZM256 238H257V239H256ZM47 239H48V240H47ZM58 239H59V241H58ZM67 239H68V240H67ZM70 239H72V240H70ZM169 239H170V240H169ZM202 239H203V240H202ZM206 239H207V240H206ZM250 239H251V240H250ZM254 239H255V240H254ZM260 239H261V241H258V240H260ZM44 240H45V241H44ZM54 240H55V241L57 240V241L55 242ZM63 240H64V241H63ZM78 240H79V241H78ZM81 240H82V242H81ZM84 240H86V242H84ZM200 240H201V241H200ZM239 240H240L243 244H242ZM46 241H47V242H46ZM49 241H51V242H49ZM88 241H89V242H88ZM204 241H205V242H204ZM234 241H235V242H234ZM255 241H257V242H255ZM57 242H58V243H57ZM62 242H63V244H62ZM80 242L83 243L84 245L82 244L81 246H79L80 248H78V245L81 244ZM87 242H88V244H87ZM214 242H215V243H214ZM236 242H238L239 244L237 243V244H238V245H237ZM260 242H261V243H260ZM45 243H46L47 245H46ZM50 243H51V244H50ZM60 243H61V244H60ZM85 243H86V244H85ZM90 243H91V244H90ZM112 243H114V244H112ZM167 243H168V242H167ZM186 243H187V244H186ZM223 243H224L225 245H227V246L225 247V245H223ZM233 243H234V245H233ZM240 243L242 244L241 246H239ZM257 243H258V244H257ZM13 244H14V246H13ZM44 244L46 245V247L43 246ZM48 244H49L50 246L55 244V247H54V246H53L54 248H53L52 246L49 247ZM56 244H57V245H56ZM195 244H196V243H195ZM201 244H202V245H201ZM219 244L222 245V246H224L225 248L222 247V246H221V247H220V246H217V245H219ZM235 244H236L237 246H235ZM259 244H260L262 247H261ZM28 245H29V246H28ZM30 245H31L32 247H31ZM88 245H89V246H88ZM102 245H103V246H102ZM175 245H176V247H175ZM178 245H179V247H177ZM180 245H181V246H180ZM185 245L189 246L190 248H192V246H193V248L190 250V248L187 247V246H185ZM198 245H199L200 249H198V248H199V247H197ZM251 245H252V246H251ZM257 245H258V246H257ZM17 246H18V247H17ZM20 246H21V247H20ZM41 246H42V247H41ZM57 246H58V247H57ZM28 247H29V248H28ZM30 247H31V248H30ZM47 247H48V248H47ZM85 247H86V248H85ZM91 247H93L94 249L91 248ZM181 247H182L183 249H186V250H185V253H186L185 255H187V256H186L187 259H183V258L185 257V255H184V257H183L184 250H183ZM209 247H210V248H209ZM27 248H28V250H29V249L32 250L30 255H26V253L24 252V251L27 252V250H24V249H27ZM44 248H46V249H44ZM49 248H50V249H49ZM96 248H97V250H96ZM175 248H176V249L178 248V250L181 248L180 251L177 250L179 253H178L176 250L174 251ZM201 248H202V249H201ZM205 248H206V249H205ZM211 248H212V249H211ZM231 248H232V249H231ZM239 248H238V249H239ZM33 249H34V250H33ZM89 249H90V250H89ZM113 249H114V250H113ZM187 249H188V250H187ZM208 249H209V250H208ZM222 249H223L224 251H223ZM226 249H227V250H226ZM18 250H20L19 253H21V254L23 255V256L18 257L19 260H18V258H17V256H19V254H17V253H18ZM44 250H45V251H44ZM46 250H47V252H46ZM82 250H84L85 252H83ZM98 250H99V251H98ZM181 250H183V251L181 252ZM189 250H190V251H189ZM202 250H203L204 254H206V255H204V254L201 252ZM205 250H206V251H205ZM217 250H218V251H217ZM231 250L235 251V253H234L233 251L231 252ZM254 250H249V251L252 252V251H254ZM16 251H17V253H16ZM33 251H35V252H39V254L41 253V254H40V257H39V254H38V253H34ZM107 251H108V252H107ZM109 251H110L111 253H110ZM219 251H220V253H219ZM227 251H228V252H227ZM236 251H237L238 253H237ZM32 252H33V253H32ZM45 252H46V253H45ZM48 252H49V253H48ZM90 252H93V256H94V257H92V256H88V254H89ZM105 252H106L107 254H105ZM180 252L182 253V255L180 254ZM188 252H189V253H188ZM196 252H197L198 254H197ZM199 252H200V253H199ZM205 252H206V253H205ZM209 252H211V253H209ZM215 252H216V253H215ZM230 252H231V253H230ZM244 252H246V251H244ZM12 253H14V254L12 255ZM15 253H16V254H15ZM23 253H25V255L27 256V259H25L26 257L24 258L25 255H24ZM29 253H30V250L28 251L27 254H29ZM168 253H167V254H168ZM177 253L180 254L179 257L182 256L183 258H177ZM187 253L190 254V255H188ZM193 253H194L197 257H195ZM201 253H202V256H203V257H206V256H207L206 258H207L208 261H205L204 258H201L202 256L199 255V254H201ZM227 253H229V254H227ZM233 253H234V255H233ZM261 253H262V255H261ZM21 254H20V255H21ZM33 254H34V255H33ZM35 254H36V255H35ZM97 254H99V255H97ZM109 254H110V256H109ZM117 254H118V255H117ZM175 254H176V256H175ZM208 254H210V255H211V254H213V255L215 254L214 256H216V254H218V256H219V255H220V256H219V258L216 259V258H214L213 255L209 257ZM235 254H236V255H235ZM11 255H12V256H11ZM41 255H43V256H42V257H44L43 259H42ZM84 255H85V256H84ZM86 255H87V256H86ZM95 255H97V257H96ZM101 255H102V256H101ZM105 255H106V256H105ZM163 255H166V254H163ZM163 255H160V258H161V256H163ZM192 255H193V256H192ZM223 255H224V256H223ZM229 255H231V256H229ZM251 255H252V258L255 257V258H256V261L258 260V261H260V262H259V263H258V262H254V261H255V258L252 259V258H251ZM256 255H257V253H256ZM28 256L31 257V258H29ZM83 256H84V257H83ZM98 256L100 257V259H99ZM103 256H104V257H103ZM108 256H109V257H108ZM188 256H190V258H189ZM218 256H217V257H218ZM238 256H239V257H238ZM245 256H247L248 258L245 257ZM2 257H3V256H2ZM22 257H23V260H22ZM38 257H39V258H38ZM48 257H49V256H48ZM86 257H87V258H88V257H89V258L92 257V258H95V259L98 258L99 260L97 259V260H96L97 263H96L95 259H92V258H91L92 260H89V258L86 259ZM102 257H103V258H102ZM117 257H118V259H117ZM121 257H122V258H121ZM186 257H185V258H186ZM194 257H195L196 259H194ZM199 257H200V258H199ZM208 257H209V258H208ZM220 257H224V258L222 259V258H220ZM243 257H244V258H243ZM37 258H38V259H37ZM106 258H107V260H106ZM160 258H158L157 260H158V261L160 260V261L162 262V258H164V256H163L161 259H160ZM188 258H189V261H191V259H192V262H189V261L186 262V261L188 260ZM212 258H214L215 261H210V260H213ZM228 258H227V259H228ZM239 258H240V259H239ZM250 258H251V260H249ZM261 258H262V257H261ZM29 259H31V261H32L33 259H36V260H33V262H29V261H27V260H29ZM41 259H42L43 261H42ZM85 259H86V260H85ZM111 259H112V260H111ZM115 259H116V260H115ZM123 259H125V260H123ZM164 259H165V258H164ZM174 259H175V261H172V260H174ZM197 259H200V260L197 261ZM201 259H203V260H201ZM230 259H231V260H230ZM244 259H245V261H243ZM259 259H260V260H259ZM263 259H264V256H263ZM21 260H22V261H21ZM24 260H25V262H24ZM102 260H103V261H102ZM132 260H133V259H132ZM182 260H184L183 263H182ZM185 260H186V261H185ZM193 260H194V261H193ZM218 260H219V261H218ZM221 260H222V261H221ZM246 260H247V261H246ZM13 261H14L15 263H14ZM18 261H19V262H18ZM89 261H90V262H89ZM92 261H93V262H92ZM94 261H95V262H94ZM98 261H99L100 263H99ZM111 261H112V262H111ZM133 261H134V260H133ZM167 261H169L168 258H167ZM180 261H181V263H180ZM196 261H197V262H196ZM204 261H205V263H203ZM217 261H218V262H217ZM237 261H238V262H237ZM241 261H242V262H241ZM248 261H249L250 263H248ZM21 262H22V263H21ZM161 262H158V264L161 263ZM207 262H209V263H207ZM210 262H211V263H210ZM252 262H253V263H252ZM136 264H137V263H136ZM141 264H142V263H141ZM156 264H157V263H156ZM214 264H215V263H214ZM263 264H264V262H263Z\"/></svg>","mask_w":264,"mask_h":264}]
</instances>
